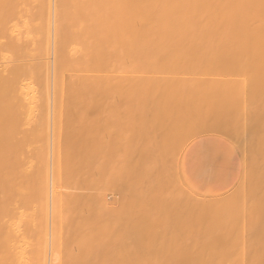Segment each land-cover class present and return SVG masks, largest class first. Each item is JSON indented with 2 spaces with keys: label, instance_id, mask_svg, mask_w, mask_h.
<instances>
[{
  "label": "bare ground",
  "instance_id": "bare-ground-1",
  "mask_svg": "<svg viewBox=\"0 0 264 264\" xmlns=\"http://www.w3.org/2000/svg\"><path fill=\"white\" fill-rule=\"evenodd\" d=\"M113 50H114V52H113ZM107 51H108V53H106ZM110 52H112V53L110 54ZM108 55L110 56L109 59H107ZM112 55H114V56H112ZM111 56L114 57V59L112 58V61L117 62V63L120 62L118 65L120 68H118L117 64H115V63L113 65V62H112V66H114V67L112 68L111 73L112 72L114 73L118 69L120 70L121 68H123L125 70H123L122 73L119 71V73L121 75L124 73L126 75L125 77H127V79H129V80H128V84H127L125 82V81H127V79L125 80L123 77H121V79H120L119 78L120 76L117 74L119 77L115 78V81H116V79H117V81H118V79H119V81L124 79V82L122 83L123 85L120 84L119 85L120 87L119 86L117 87V85H116L115 88L109 85V88L112 87L113 89L116 90V92H118V91H120V88L121 89L125 88L122 86H124V84L126 83L127 86L125 85L126 86L125 90L127 91V93H130V95L132 93L136 94V92H138V94H140V92H141V94H143L142 96L144 97V99L141 98L142 104H141V102L139 104V99H137V98H136L137 101H135V102H138L139 106L142 105L140 107H143L145 109H154V108L160 109L163 105H165L167 103L166 101H168V103L170 101L171 104H174L176 102L175 107L179 106L178 109L181 110L183 106L187 107V105L188 106L192 105V104H190V101L192 100V98H194V97L197 98V96L199 94H201L200 96H202V94H203V96L207 97L206 99L204 97V99L206 100V104L208 103L207 100H209V101L211 100L210 101L211 103H213V102L215 103V101H219L220 103H218V104L215 103V104L218 105L217 109L219 108L220 110H222L221 105H225V104H223V102H225L224 101L225 99L226 100H227V98L233 99L234 96H236V97L238 96V98H239L240 95H238V94H239V92H241L240 94L244 100L242 101L241 98L238 99L235 97V99L238 100L239 106L238 107L235 106V108L237 107L236 109H233V110L231 109V113L228 111L229 108L227 111H226V109L224 110V108H225V106H227V104L225 106H223L224 108H223V111H221V112L222 113L224 112L223 114L227 113L228 115L227 114L226 115H227V117L230 116L229 118H226L225 117L226 115L224 116V115H222V113L220 114V110H218V111L215 110L214 109L215 107L212 108V109H214L212 112L211 111L212 109H210V108L212 107V105L214 103L213 104L208 103V105L206 106V109H205V111L210 110V111H207V113L210 112V116L212 115L211 117L209 116V114H207L202 109L201 110L206 115L201 113L202 111L201 112L199 111V113H201V115L197 119L195 118L197 116L196 115L197 112H195V116H193L194 113H193V115H191L192 113L190 114L191 115L190 122L192 121L193 124L191 123L192 128L189 127V129H188V130L191 129L190 130L191 133L189 131H187V132L190 135L194 134L196 132L197 136H200L198 138L199 139L201 138V140H205V142H206L205 144L212 149L220 151L223 148L227 147L229 150L230 157L234 155L233 148L230 145H228V143H226V141H224L220 137L216 136V135L221 134V136L223 135L222 137H224V138H225V136H226V138L232 137V134H233L232 131L227 133L228 128L222 127V125L225 127L231 126V125L226 126L227 124L226 125L223 124V122L228 123L230 118H231V120L229 121L228 124H230L231 121L233 123L235 121H239L242 123V125H244L247 128L248 127H251V128L254 127L253 129L248 128L247 131H244L243 129L245 127L243 126L244 127L243 128L241 126V123H239V122L238 123L235 122L236 124L231 123L233 126L237 125L238 128L240 125L241 126L240 129H242L241 131H244V133L246 134V136L245 135L244 136L246 138L248 137L246 139L244 136H243L244 137L243 138L240 135H236V130L239 131V134H241V135L244 134L243 132L238 130L237 127H231V129L229 128V130H232V128H234L235 135H233V138L229 139V140L233 141V143L238 141L237 142L238 144L234 143L236 145H239V143H242L241 145L243 146L244 141H247L249 139L250 134L251 135L255 134V132L257 133L259 131L258 129H262L264 127L262 124L263 122L261 120L263 118V121H264V117H262L260 119L261 114L264 115L263 114L264 113V0H0V264H53V261L56 259L55 258L56 256H54L53 251H51V252H50V250L48 251L49 243L52 244V248H53V246H54V248H58L61 246V244L64 243L63 250L60 249L61 259H59L56 264H89V263L91 264L92 262L87 259L88 258L87 254L90 253L91 251H94L95 249H98L97 250L98 253L95 252L96 250L94 251V253L91 252V255L93 253V256L95 254L100 255V253H102V252H99L101 248L104 251V248L102 247L103 245L100 246L101 244L98 243V242L103 243L100 240L101 238L98 237L99 239H97V236H100V233H99L100 231H98V228H96L97 233H99L97 236H96L97 233H95L96 232L95 229H94L95 234L93 233V231H94L93 228L95 226L92 227L93 231L88 230V229H91L90 227L93 226L92 224L95 225L96 222L97 223L99 222L98 219H97V221L95 220V222H94V220H93V222L91 221L92 222L91 226H90V224H88L90 221L86 222V219L88 217L91 218L92 216H94L95 213L92 215L93 211H95L97 214V212H99L101 209L99 211H97V210H95L96 208H93L94 206H92V205L90 206V204H88L89 207L93 211L91 210L92 211V213H91V211H89V209H90L89 208L88 209L89 214H88V212H86L87 217H86V215L83 216V214H80L76 217V216H74L72 211L68 212V214L65 215L64 218H62V216H61V207L62 206L66 205L67 207H73L74 199H73L71 192L68 188H71V189L74 188L75 181H76V177L74 175H67L63 179V177L61 175V168H64V167L67 168L69 166V164L73 163L74 162L73 161L74 160V157H73L74 149L77 148V145H78V147L84 148L85 143H87L86 141H88V139H85L86 140L85 141L84 140L85 137L82 135L80 137L81 142L77 143L76 138L78 139L79 137L74 136V134H72L70 131H75L74 129H78L80 131H83L82 129H84V128H82V126L84 124H82V126H80L81 124H79L80 129L78 126H74V124H71V123L64 124L65 127L58 124V125H60V127H62V129H64V131L66 130L65 133L68 132L67 134L64 135V137L58 136L61 133L58 134L59 132H54L57 129L59 130V128H60L59 126H58L59 128L56 127L57 129L53 130V132L55 133V134L53 133V135H56V133H57L58 140L56 139L57 136H52L53 144H52L51 156H52L53 168H51V169H49V161H48V146H49L48 143H49V140H48V138L45 139L46 135L40 136V134H46L45 133L46 132L45 127H44V130H37V131H39V133L41 131L42 132L45 131L44 133H42V132L40 134L37 133V134H39V136L35 134L37 131L32 132V133H34L32 135H36V136H32V138L34 137L33 139L29 138L30 139V142H29V139H28L29 136L26 138L27 134L25 133L26 132L25 131L26 130L25 124H27L26 121H28V120H26V118H27L26 112L29 113V110L32 112L35 109H37V111L39 109H41V110H39V112H37V114H39L41 112L39 114L40 119L36 120V118L34 116L36 123H37V121L40 122V120H43V119L45 120V118H43L41 116L43 114H46V112L48 110H50L49 109L50 106L48 107V105H50L52 101L54 102V104L52 102L53 106L51 105V108L56 112L55 109H56L57 105L58 106L63 105L62 107H65V105L67 104L66 106H68V108L70 106V109H72V110H74L72 108V104H74L73 107H75V109L76 108L77 109H80V108L83 109L84 107H87V106H85V104H87V103H85L84 101H81L79 99H82L86 96L88 97V94H90V93L92 95L89 97H92L94 93L96 95L93 97L103 96L102 93L105 92V89L108 88L107 87L109 84L108 78L111 79L109 76L111 73L108 75L109 72H107V70H105L106 68H109L108 67L109 65L105 61L106 60L110 61ZM122 62L124 64L121 67L120 65L122 64ZM125 62L129 63V64L127 65ZM124 65H127L128 67L126 68ZM104 66L106 67L105 69L103 68ZM190 66L191 67L194 66V68L196 67L193 72H196V70H197L198 73H195L194 76L193 75L190 76L193 73L191 72V74H189V71H187ZM115 67H116V69H115ZM143 68H144V70H143ZM110 69L111 68H109L108 70H110ZM139 69L141 70V72H142V70L145 71V73L142 72L143 74L141 75ZM105 72H107V73H105ZM104 73L107 74L109 77L107 75H104ZM112 74H111V77H113L112 78V80H113L114 77H116V76L115 75L112 76ZM204 74H206V75L204 76ZM195 75H196V77H195ZM106 76H107V78H106ZM122 76H124V75H122ZM158 78H160L162 81L159 82L160 79L158 80ZM155 79L158 80V82ZM104 80L106 83H108L107 85L105 84ZM187 81H188V83H187ZM184 82H186V83H184ZM259 86H261V87H259ZM116 88H119V90ZM251 88H253V89L258 88L256 94L259 93V94H257V96L259 98L256 99L257 100L256 104H258V102L260 101L257 106L259 107V105H260L261 109H260V107L257 108V106L255 104H254L255 106H253V104H252L253 102L252 103L250 102V100L253 101L252 97H254V99H255V96L250 97L251 99H249V100L245 98L246 97L245 93L249 92V90H251ZM123 89H122V91H123ZM108 90H110L111 92H114L111 90V88ZM108 90H106V91L110 92ZM258 90L261 91L262 93L259 92ZM92 92H94V93H92ZM107 92H105L104 96H107L109 94ZM111 92H110V96H113V94L111 95ZM260 93L262 94V96H260ZM185 94L189 97L188 100H187V97ZM116 95H117V97L120 96L118 94H116ZM116 95H115V97H116ZM121 95L124 96V94H121ZM50 96H52V98H54L51 100V102L48 101L50 99L49 98ZM131 96H134V95L132 94ZM131 96H128V99H123V103H121L122 100H120L121 101L120 105H119V103H116V101H115V103L113 101V103L116 105H119L123 108H124V106H125V108H126V106H128L130 108V106H131L130 102L132 101V99H130L131 101H129V98H131ZM136 96H138V95H136ZM182 96H184V97H182ZM200 96H199V98H201ZM72 97H73V99H71ZM120 97L122 98V96H120ZM125 97L127 98L126 94H125L124 98ZM190 97H192V98H190ZM55 98L56 99L59 98L60 100L55 102L54 101ZM68 98L71 99L72 104H71V101L68 100ZM177 98H178V100H176ZM180 98L181 99L186 98V100L183 99L182 101H180L181 100ZM212 98H213V100H212ZM61 99H64V100L61 101ZM65 99L68 102L65 101ZM77 99H78V101H76ZM136 99L134 98L133 100H136ZM125 100H127V102L129 101L130 104L127 103ZM197 100H198V98H197ZM201 100H199V101H201ZM124 101L126 102L127 105L124 104L125 103ZM162 101L164 103L165 102L166 103L161 105V103H163ZM185 101H188V102H186L187 105L185 104ZM132 102L134 103V101H132ZM113 103H110V106ZM191 103L194 104V101ZM196 103H197V101H195V105H196ZM236 103H237V101H235V103L233 102V105H236ZM261 103H263V104L261 105ZM135 104H137V103H135ZM200 104L201 103H199V105H198L199 109L201 106ZM204 104H205V102H204ZM219 104H221V105L219 106ZM230 104H229V106H230ZM233 105L231 104V106H233ZM167 106H169V105L167 104ZM170 106H174V105H170ZM62 107L60 106L59 108H62ZM165 107L163 106L162 109H164ZM175 107H174V109H175ZM186 107H184V108L188 109ZM201 107H203V106H201ZM43 108L44 109L47 108L46 112H43V110H44ZM172 108L173 107H171V109ZM165 109H167V108H165ZM169 109H170V107H169ZM258 109H260V111L262 110L263 112L262 113L259 112ZM170 111L171 110H169V112ZM182 111H183V109H182ZM215 111L217 113L219 112L218 114H214L216 116L213 115V113H216ZM257 111L259 113H257ZM167 112H168V110H167ZM189 112H191V111H189ZM30 113H29V115H30ZM33 113H34L33 115L36 114V112H33ZM37 114H36V116H37ZM168 114H170V113H168ZM176 114H177V112H176ZM186 114H188V113H186ZM219 114L222 117L224 116L223 118L226 119V121L228 119V121L226 122L225 120L224 121L222 120L223 122L221 121V125H220V122H218V121H220L223 118H220L221 116ZM256 114L257 115L260 114L259 117H257ZM47 115H48V112H47ZM55 115H56V113H55ZM171 115H172V113L170 114V116ZM178 115H179V113H178ZM183 115H184V113L182 114V116ZM188 115H184V116L186 117ZM218 115H219V117H218ZM173 116H174V114L171 117L173 118ZM213 116H214V118H213ZM252 116H254V117L256 116V118H253ZM189 117H186V119L188 121H189V119H188ZM206 117H208L209 120L206 119ZM217 117L219 118V120ZM251 117H252V119H251ZM167 118H169V117H167ZM170 118H169L168 124H170V121H172V123H173V121L176 122V120L179 117L178 118L176 117L177 119L175 118L174 120H172V118L171 119ZM183 118L184 117H182V121L184 120ZM31 119H32V116H31ZM194 119H196L197 122H194V121H196ZM215 119H217V120H215ZM254 119H255V122H253ZM256 119L259 120V122L261 121L262 123L257 122ZM210 120L216 121L215 122L216 123V126H215L216 129L214 128L215 123H212L214 121L211 122ZM249 120L250 121L252 120L253 123L250 122ZM144 121H146V122H144L145 124H148L149 120L146 119ZM167 121H168V119H167ZM179 121H180V119H178L177 122H178V124H180L179 126L182 127L181 124H184V122L182 123ZM186 121H185V123L188 124V122H186ZM177 122H176L177 127H175L176 129L178 128ZM217 122L219 123V126H217L218 125ZM249 122L252 123L253 126L252 125L247 126V125H250V124H248ZM256 122H257V124H256ZM144 123H142V124H144ZM174 123L172 125H174ZM197 123H200V124H197ZM40 124H41V122H40ZM40 124L38 126H40ZM43 124H46V123L43 122L41 125L43 126ZM189 124L187 126H189ZM208 124H210V126ZM259 124H261L263 127L261 126V128H258V127H260ZM127 125H128V123H127ZM149 125L150 124H148L147 126H149ZM196 125L197 126L201 125L200 126L201 128L198 127L199 129H201V131H203L202 128L204 126H206V127H204L203 129H205L207 127H209V129H210V127H211L212 129L210 131L212 133H210L209 129H207L208 131H206V134H213L214 131L216 130L215 131L216 135H214V134L213 135L202 134V136H201V135H199L201 132L196 129L197 128ZM33 126H35V125H33ZM144 126L145 125H143V128H144ZM151 126H152V123L149 127V130L148 129L146 131L144 130L146 134H149ZM153 126H154V124H153ZM220 126L222 129L220 128ZM53 127H55V126L53 125ZM70 127H75V128L72 129ZM126 127H129V125ZM154 127H156V126H154ZM181 127H179V128H181ZM39 128L40 127H38V129ZM41 128L43 129V127H41ZM85 128H87V126ZM145 128H146V126H145ZM157 128H154V129L157 130ZM182 128H184V126ZM152 129L153 128H151V131H150L151 135H152ZM160 129L161 128H159V130ZM176 129L172 128L171 131L172 130L175 131ZM184 129H182V130L184 131ZM217 129L221 130V131H219V133H218ZM224 129H226V130H224ZM34 130L35 129H33V131ZM156 130H155V132H156ZM245 130H246V128H245ZM141 131H138V132L140 133ZM174 131L172 133H174L173 135L175 137V140H176L177 136H179L178 141H175V143L172 142L175 144V146H173L174 144L173 145L171 144L172 146H163L164 144L167 145L168 143H171V142H168L167 137H166L164 140H167V144L162 141L163 143L160 144L161 146L158 144L157 150H160L159 147L163 146L162 148L164 149V151L165 150L170 151L171 154L174 151V154H172L173 155L172 157L174 159L176 156H179V158L177 157V159H178V164H177L178 171H177V168L174 171L178 172L179 176H180V168H179L180 158L182 157V154L184 155V153L186 151V147L191 142H193L194 140H196L198 138L194 139L196 137V134H194V135H192V137H194V138H192V139L190 138L191 140L189 139V141H188V140H186L188 137H190L188 133L185 132L186 133V135H185L186 139H185V138H182V136H184L183 134H185L184 132L179 131V134H177V136H176L175 135L176 131L175 132ZM250 131L251 132L253 131V132L251 133ZM260 131L257 133V136H258V134L260 136V134H261ZM262 131H264V129H262ZM60 132H62V131H60ZM145 133H144V135H145ZM263 133L264 132H262V134ZM180 134H182V135H180ZM237 134H238V132H237ZM140 135H142V137H144V139L146 138L147 140H148V137L151 136V135H148V137H147L146 135L143 136V134H140ZM153 135H154V133H153ZM156 135H158V132ZM227 135H229V136H227ZM158 136H156V138L153 136L155 139L158 138V140H156V141L161 140ZM234 136L235 137L237 136V138H235L236 141H234L235 140ZM257 136L255 138L257 141H259L258 140L259 137L257 138ZM54 137H55V139H54ZM59 137L62 139L64 138V139L62 141H59L60 140ZM131 137H133V135H131ZM138 137H139V135H138ZM238 137L239 138L242 137L241 139L243 142H241V139L239 142ZM171 138H172V136H171ZM260 138H263V135ZM35 139H37V140L35 141ZM38 139L39 140L41 139L42 141L40 140V142H39ZM183 139H184L185 143H187V142L188 143L183 147V149H181V152H180V147L182 148V146L185 144V143H183V144L181 143L182 146L180 145V142H182ZM32 140H34V142ZM43 140H45V142L46 141H48V142H46V143L44 142L45 144H41V143H43ZM130 140H133V138L132 139L130 138ZM136 140H138V139L136 138ZM136 140L134 138V141H136ZM139 140H141V137H139ZM147 140H144V141L147 142ZM149 140H150V138H149ZM209 140H217V143L209 142ZM134 141H132V143H130L129 146H131V144H133ZM144 141L142 142V144H144V146L147 145V147H148L149 146L148 142L146 144ZM173 141H174V139H173ZM262 141H263V139L261 140V143H262ZM36 142L40 143V144H37ZM125 142H123V143H125ZM259 142H257V144L255 145L256 147L253 146L254 150H257V146H259L261 144ZM136 143H138V142H136ZM246 143H247V145H246ZM246 143L244 145L246 147L248 146L249 148L253 144V143L252 144L248 143V141ZM89 144H90V142H89ZM89 144H88V146H89ZM126 144H125V146H126ZM142 144L141 145L139 144L141 148L143 146ZM151 144L154 145L155 143L152 142ZM248 144H250V146ZM120 145L122 147L124 144L123 145L120 144ZM168 145H170V144H168ZM176 145L177 146L179 145L180 147L177 148ZM245 146H244V148H245ZM263 146H264V144H263ZM121 147H119V148H121ZM137 147H139V146H137ZM151 147H152V145H151ZM164 147L165 148L166 147H172L174 150L171 148L173 150V151H171L170 148L165 149ZM175 147H176V150H175ZM61 148H64V149L62 150ZM153 148L156 150L155 147H153ZM240 148H241V150L244 149L241 146H240ZM251 148H250V150H251ZM149 149L151 150V148H149V147L147 150H145V151H148V153H144V152L140 151V154L144 153V154L150 156L149 152H152V151H150ZM177 149H179V151ZM94 150H96V149H94ZM137 150H138V148H137ZM123 151H124V149H123ZM164 151H163V153H164ZM245 151H247V150H245ZM126 152H128L127 149H126ZM130 152H132V151H130ZM154 152L156 153V151H154ZM170 152H168V154ZM244 152L242 150V154ZM250 152L252 153V150ZM260 152H261V150H260ZM118 153H121V151H119ZM137 153L139 154V152H137ZM155 153H154V155L156 156ZM165 153H166V151H165ZM178 153H180V155H178ZM129 154L130 153L128 152V156H129ZM133 154H134V151H133ZM133 154H130V156ZM138 154H137V156H138ZM171 154L169 155L170 157L168 159V163L172 162L173 166L175 167L177 159H176V161H173L174 159L171 157ZM261 154H262V152H261ZM162 155H164V154H162ZM166 155L167 154H165V156ZM174 155H175V157H174ZM263 155L260 157L261 159H259V160L263 159L262 158V157H264ZM128 156L126 154L127 158H128ZM143 156H145V155H143ZM251 156H250V158L252 159ZM259 156H260V154H259ZM140 157L142 158V155H140ZM145 157H147V156H145ZM154 157L152 158L153 160L155 159ZM164 157H162L163 160H164ZM167 157H168V155H167ZM162 158H160V159H162ZM243 158L246 159L247 157L245 156ZM122 159L125 160V158H122ZM124 160H122V161H124ZM132 160H134V158ZM135 160H136V157H135ZM143 160H144V158H143ZM143 160H140V161H143ZM247 160H249V158H247ZM259 160H257V163L255 160H253L255 162H253L251 160H249V161H251V163H252L251 165H253L254 163H256V165H257V164H259L258 163ZM150 161H151V158H150ZM158 161H160V160L158 159ZM129 162L130 161L128 160V163ZM243 162H246V161L244 160ZM124 163H123V165H124ZM140 163H139V165H141ZM142 163H144V162H142ZM158 163H160V162H158ZM161 163H162V161H161ZM161 163H160V165H161ZM163 163H164V161H163ZM247 163H250V162H247ZM132 164H131V166H132ZM149 164H147V165H149ZM153 164H155V163L152 162V165ZM127 165L129 166V164H127ZM127 165L124 166V171H125V167H127ZM171 165L172 164L170 163V166ZM248 165L251 166L250 164H248ZM263 165L260 168L261 170H262V167H264ZM254 166H255V164H254ZM145 167L147 168L148 166H145ZM152 167L153 166L150 165L149 169H150V173L153 174V176H154L155 175L154 172L153 173L151 172V169H153ZM166 167H168V166H166ZM174 167H173V169H175ZM243 167H244V165H243ZM246 167H247V164H246ZM121 168H122V165H121ZM141 168H143V167H141ZM254 169L255 168H253V172H255ZM129 170H131V168ZM129 170H128V172H130V173L133 172V169H132V171H129ZM154 170H156V169H154ZM157 170L159 171V168ZM139 171H140V169L138 170V172ZM246 171L247 170H245V172ZM140 172H142V171H140ZM145 172H148V168H147V171H145ZM145 172H143V173H145ZM172 173H174V172H172ZM172 173H171V175H172ZM178 173H177V175H178ZM247 173H248V171H247ZM127 174H129V173H127ZM174 174H176V173H174ZM157 175H158V173H157ZM246 175H252V173L251 174L248 173ZM132 176L131 177L128 176V178H133L135 175L133 177ZM136 176L134 178H136ZM148 176H149V173H148ZM137 177L139 178V175ZM158 177H161V176H158ZM154 178L156 179V177H154ZM154 178H152V180ZM155 179H154V181H155ZM139 180H141V176H140ZM143 180H145V179L143 178L141 181H143ZM152 180L148 179V182L146 180H145L146 182L145 181L144 182L146 184L148 183L147 184L148 186H152V182H154ZM173 180H174V178L170 182H172ZM177 180H179V179H177ZM177 180L175 179V182ZM252 180H253V177H252ZM155 183H156V181H155ZM159 183H161V181L158 182V184ZM176 183L173 182V184L172 183H170V184H172L173 187H174V184L176 186L178 184L179 188H180V186L182 184H179V183L176 184ZM180 183H182L181 179H180ZM140 184L141 183L138 182L137 185L140 187ZM170 184H168V185H170ZM130 185H131L130 188L131 187L135 188V186H136L134 183H131ZM143 185H141V187ZM153 185H154V183H153ZM155 185H157V184H155ZM166 185H167V183H166ZM257 185H259V183L255 184V187H254V185L252 186L250 184V187H253L254 189L256 188V190H257V188H259ZM54 186L57 188H64V192L63 193H57L56 190L53 189ZM144 186H146V185H144ZM160 186H162V185H160ZM173 187H171V188H173ZM263 187H262V190H263ZM143 188L144 187H142V189ZM153 188L154 187H152L150 190H153ZM162 188H163V186H162ZM179 188H176V189H179ZM112 189H113V187H112ZM147 189H148V187H147ZM147 189H145V191ZM176 189H173V192ZM180 189L184 190V191H182L180 193V190L179 191L177 190V192L176 193L174 192V193L175 194H179V193L182 194L183 192L186 191L185 186L184 187L181 186ZM114 190H116V189H114ZM134 190L136 191V194H137L138 191L136 190V188ZM156 190H158V189L156 188ZM156 190H154V191H156ZM239 190H241V189H239ZM246 190H248V189H246ZM259 190H261V189H259ZM143 191H144V189H143ZM145 191L142 193H145ZM163 191L165 192L166 190L164 189ZM147 192H151V191H147ZM188 192H192V191H188ZM233 192H231L232 195H233ZM236 192H234V193H236ZM249 192H250V190L246 191L245 192L246 194L244 192L243 193L245 196L247 195L249 197V195L254 191H252L250 194H249ZM154 193L156 195L158 192L156 193V192L152 191L151 194L153 195ZM174 193H173V195H175ZM241 193H242V191H241ZM259 193L261 194V192H259ZM190 194L193 195V193H190ZM231 194H230V196H231ZM254 194L257 195L258 193H256V191H255ZM100 195L96 196L97 199L100 198L99 197ZM121 195H126V194H121ZM164 195H165V193H164ZM236 195H238V194H236ZM102 196H104V195L102 194ZM102 196L99 200L95 199L96 197L95 198L93 197L95 199V200L94 199L93 200L95 202H98L102 199L101 200V201H103V203H101V204H103L102 207L103 206L105 207L107 202L105 200H103ZM127 196H128V194H127ZM170 196L172 197V195H170ZM175 196H177V195H175ZM129 197L132 198L131 201L135 200L133 197H131V196H129ZM134 197H136V196H134ZM145 197H147V196H145ZM165 197L167 198V196H164V198ZM228 197H226V198H228ZM233 197H231L229 199H231V200L235 199ZM236 197H238V196H236ZM239 197H241V195ZM257 197H258V199L264 198V197L259 198L260 196H258V195H257ZM141 198H144V197H141ZM153 198L154 197H152V199ZM156 198H157V195H156ZM178 198H179L178 200L182 201L185 199L187 200V198H191V197L188 196V197L182 199L181 195H179ZM226 198H223V200H222L219 197L218 199L215 198L214 201H212L210 199L211 202H203L201 200L199 203L195 204L194 207L191 204V208L193 209L192 211H195L196 213H199L200 211H202L203 215L206 217V219H205V217L203 216L204 219L207 220V218H209L208 220H210V221H208V222H211V221L213 222L216 219L215 220L216 222H214V225L210 224L211 227L209 225L210 230H211V228L214 229V227L216 228L219 226L217 224L218 219L220 220V223L218 222L219 224H221V222H222L221 219H223V218H221V216L227 210V208L225 207V206H227L225 204L228 202V201H226L227 200ZM124 199H125V196L123 197V199L121 201L124 202L126 200V199L125 200ZM246 199L247 198H245V200ZM119 200H120V198H119ZM119 200H118V202H120ZM137 200H138V198H137ZM162 200H160V201H162ZM167 200H169V199L167 198ZM189 200H187V202L189 201V203H191V199H189ZM239 200H238V202H239ZM247 200H249V199H247ZM247 200H246V202H247ZM127 201H128V198H127ZM131 201H129V204H126L125 202L123 204L119 203V207H121V208L123 207V210L120 211L121 208L119 209V207H118V209L120 211L119 212L117 207H116V209L118 211L116 213L117 214L122 213L121 216L124 215L126 213V210H129L128 208L131 207V205H130ZM145 201H146V199H145ZM149 201H151V200H149ZM173 201H174V199H173ZM240 201L241 202H239V203H242V200H240ZM251 201H249V203ZM258 201L261 202V200H258ZM137 202H138L137 205H133V206H139L140 203H139V201H137ZM140 202H142V200H140ZM143 202H144V200H143ZM178 202H179V206H180L181 202L180 201H178ZM178 202L176 203V200H175L174 203L176 206H174V203H173L172 209H169V208L168 209L174 211V209L176 208V212H178L177 211ZM183 202L185 203L186 201H183ZM187 202H186L185 206H187V204H189ZM229 202L231 203L232 201H229ZM254 202H257V201L255 200ZM262 202H263L262 205H264L263 199H262ZM144 203H141V205H143ZM146 203H147V201H146ZM158 203H159V201H158ZM230 203H229V206H231V204H233V203H231V204ZM247 203L245 206L249 205ZM94 204H96V203H94ZM124 204L127 205V206L125 205L126 208L124 206H122ZM132 204H134V202ZM135 204H136V202H135ZM254 204H253V208L255 207ZM96 205H98V204H96ZM128 205L130 207H128ZM159 205L160 204H157V206H159ZM166 205H168V204H166ZM262 205H260V206L262 207ZM145 206H144V208H145ZM148 206H149V204H148ZM155 206H154V210L157 208V206H156V208H155ZM188 206H190V205H188ZM96 207L99 208V206H96ZM261 207H259V208H261ZM106 208L108 211L109 208H113V207L107 206V207H105V209ZM116 209L114 208L113 210H116ZM131 209H133V208H131ZM136 209H135V211H136ZM141 209H139V211ZM149 209H150V207L148 208L147 211H149ZM222 209L223 210L225 209V210L223 211ZM229 209H231V207ZM250 209H251V206H250ZM241 210L243 211V209H241ZM241 210H240V212L242 214ZM103 211L104 212H101V211L100 212L101 213H107V211L106 212H105V210H103ZM122 211L124 212V214ZM131 211H133V210H131ZM137 211H136V213H138ZM145 211H146V209L144 210V213H145ZM155 211H153V212H155ZM162 211H164V210L162 209ZM162 211H161V213H162ZM181 211H183V210H181ZM186 211H188V210H186ZM190 211H189V213L192 214V212H190ZM221 211H222V213H221ZM254 211H256V210H254ZM111 212H113V211H111ZM219 212L221 213V215ZM227 212L228 211H226V213L223 214L224 216H222L225 219H227V217H228V216H226ZM90 213H91V215H90ZM116 213L114 211V213H112V216L109 218V220L112 218V220L115 222L116 219L113 218V215H114V217H117V218L120 217L119 215L118 216L115 215ZM134 213L135 212H133L132 215H134ZM144 213H141V214H144ZM149 213H150V211H149ZM180 213H183V212H180ZM235 213H236V211H235ZM108 214L110 215L111 213L108 212ZM168 214H169V212H168ZM168 214H166V216L164 214H162V215L165 216L166 218L168 216H170V217L172 216V214L171 215H168ZM217 214H219L218 215L219 218H218ZM228 214L230 215L231 213L228 212ZM237 214L236 215L234 214V215L237 217H240L239 216L240 213L237 212ZM132 215L130 214V216H132ZM144 215H146V214H144ZM157 215L159 216V214H157ZM175 215L176 214H173L172 217H175ZM215 215L217 216V218L214 219L213 217ZM234 215H233V218L235 217ZM245 215H247V214H245ZM101 216H102V214L99 217H101ZM106 216H108V215H106ZM106 216H104L103 221H105V219L107 218ZM148 216H150V214ZM158 216L157 217L155 216L156 218H158L157 221H159V218H161ZM176 216H178V215H176ZM124 217H125V215H124ZM128 217H129V215H128ZM143 217H146V216H143ZM165 217H163V218H165ZM253 217L255 218V216H253ZM92 218H94V217H92ZM122 218H123V216H122ZM134 218H136V217L134 216ZM187 218H188V216L185 218V220H187L186 224L188 225V222H189V224L194 228V226L198 222L196 220H194V226H193L192 225L193 223L191 222L192 220L187 219ZM246 218H248V217H246ZM50 219H51V221H50ZM137 219H138V215H137ZM143 219H145V218H143ZM147 219L148 220H146V223H147V221H149L150 218H147ZM161 219H160V221H161ZM167 219H169V221H172L174 218L171 220H170V218H167ZM175 219H176V217H175ZM211 219H213V220H211ZM229 219H227L228 222L230 221ZM117 220L119 222L118 225L120 223H122V221H119L121 219H117ZM126 220H128V218ZM162 220H164V219H162ZM240 220L241 221H239V223L242 222V224H243V221H242L243 218L242 217ZM254 220H256V219H254ZM110 221H109V223H107L105 221L107 223L106 224L107 226H108V224H110ZM150 221H149V223H152V225H151L152 229H153V226L158 227L156 224L158 222L154 223V222H150ZM153 221H156V219L155 220L153 219ZM236 221H237V219H236ZM252 221L250 220L249 222H252ZM105 222L102 223V220H100L98 225H100V223H102L104 225ZM123 222H126L125 219L123 220ZM129 222H130V220L128 221V224H129ZM139 222L140 221H137L136 223H139ZM172 222H174V221H172ZM176 222H174V223H176ZM262 222H264V221H262ZM146 223L143 224L144 227L147 224L149 225V223H147V224ZM165 223H166V221H165ZM167 223H169V222L167 221ZM206 223H207V221H206ZM224 223H225V221H224ZM235 223H237V222H235ZM239 223H237V224H239ZM85 224L86 225L88 224V226H86ZM158 224L163 225L161 223H158ZM207 224H209V223H207ZM98 225L96 224V227H98ZM118 225H117V227H118ZM122 225H124V224H122ZM129 225H128V227L126 225H124V228L126 229V227H127V229H128ZM131 225L134 226L133 224H131ZM131 225H130V227H132ZM148 225H147V227H148ZM160 225H159V227H160ZM173 225H175V224H173ZM183 225H185V224L182 223V225L179 224L178 226L177 225L176 226H177V228L179 226L180 227L182 226L183 228L186 226V228H187V225H185V226H183ZM197 225H198V228L197 227L196 228L199 230L200 229L199 224H197ZM260 225H263V224H261V223L258 224L259 227H260ZM109 226H111V225H109ZM109 226H108V229L110 230V228L113 227L114 225L111 227H109ZM119 226H121V224ZM138 226H137L136 230L138 228L143 229L142 225H140L141 227L140 226L138 227ZM151 226H149V229L148 228H145V229H148L150 231V230H152ZM191 226L188 228L191 229ZM224 226L226 227V225H223V227ZM228 226L229 225H227V227ZM240 226H239V229L241 231L243 229V227L242 226L240 227ZM243 226H244V224H243ZM86 227L87 228L89 227V228L87 229ZM227 227L226 228H222V227L220 228V236H218L217 239L219 237L223 238V239L222 238L219 239V242L221 241V244H222V240L224 242V238L226 237L225 230H227L226 232L234 230V228L236 230V227H234L233 229L231 228V230L229 229L231 226H229V228H227ZM104 228L105 227H103V229ZM134 228H135V226H134ZM171 228H173V227H171ZM186 228H185V230H186ZM246 228H247V226H246ZM252 228L254 229L255 227H252ZM252 228H250V229H252ZM103 229H102V231H104ZM108 229L105 228V232H106L105 234H107V232H108L109 236H111L113 234L112 232L115 229H113V230L111 229V231H112V232L110 231L111 233L109 231H106ZM131 229H133V227ZM131 229H130V232H131ZM165 229H167L168 233L172 230V229L168 230V228H165ZM99 230H101V229L99 228ZM118 230H119V227H118ZM247 230H248L247 235L249 236V233L251 232V230L250 231H249V229H247ZM263 230H264V228H263ZM88 231L92 235L93 234L95 235L94 241L96 242V240H97V244H99L100 247L98 245L97 246L100 249L98 247L95 248V246H92V249L89 250V248H88L89 246L88 247L86 246L87 244L90 245V242L93 240V239L92 240L89 239V238H93V236ZM119 231H121V230H119ZM237 231L239 232V230H237ZM85 232H87V233H85ZM115 232L118 233L117 229L115 230ZM127 232H129V231L127 230ZM127 232H122V234L119 232L121 235L119 233H118V235H120L121 238L124 237L123 239H125L126 234H123V233H127ZM184 232H183V234H184ZM214 232L216 234V235L213 234L214 238H215L217 236V232L216 231H214ZM245 232H246V230L244 231V233ZM253 232H255V231L253 230ZM140 233L142 234L143 232L141 231ZM154 233H155V231H154ZM177 233H178V231H177ZM191 233H192V231H191ZM200 233H201V231H200ZM210 233H213V232L210 231ZM228 233H231V232H228ZM242 233H240V234H242ZM263 233H264V231H263ZM89 234L91 237L89 236ZM108 234H107V237H109ZM129 234L133 235L134 232H133V234L132 233H129ZM166 234L167 233L165 232L164 235H166ZM169 234H167V236L164 238L163 237L161 238V235H162L161 234L160 240L166 239L167 237H169L168 236ZM196 234H199V233H195L194 235H196ZM86 235H88V236H86ZM113 235L111 237H113ZM122 235H124V236H122ZM191 235H193V234H191ZM200 235H197V236H200ZM224 235H225V237H223ZM244 235H242V236H244ZM256 235H258L257 231H256ZM49 236H50V238H49ZM85 236L89 237V238H86ZM127 236L129 238L126 237V239L129 240L131 237H130V235H128V233H127ZM144 236H146V234ZM149 236H151V235H149ZM173 236L174 235H172V237ZM178 236H179V234H178ZM187 236H185V237H187ZM236 236H237V234H236ZM250 236H253V235L250 234ZM107 237H106V239H108ZM111 237H109V238H111ZM116 237H119V236L116 235ZM179 237H182V236L180 235ZM121 238H120V240H121ZM135 238L136 237H134V239ZM178 238H176V239L178 240ZM193 238H194V236H193ZM211 238H212V236L209 239H211ZM214 238H212V239L214 240ZM226 238L228 239L229 236ZM49 239H50V242H48ZM152 239H153V237L151 238V241H152ZM176 239H172L173 242ZM241 239L239 241H241ZM246 239H247V237H246ZM255 239H256V237H255ZM85 240L88 243H86ZM89 240H90V242H89ZM110 240L111 239H109V241ZM120 240L117 238L118 242H120ZM125 240H124V242L126 243ZM131 240H133V238H131ZM131 240H129V241H131ZM137 240H140V237ZM137 240L136 239L134 240V241H136V242H134V244L139 243V241H137ZM142 240H144V239H142ZM194 240L196 241V239H194ZM202 240L203 239H201V241ZM229 240H227V241L229 242ZM261 240H262V238H261ZM106 241L108 243V240H106ZM165 241L167 242V239ZM180 241H182V240H179L178 242H176L177 246H179L178 243ZM183 241H184V239H183ZM247 241L245 242V244H247ZM256 241L257 240H254L253 242H256ZM262 241L257 242L258 245L260 242L262 244ZM95 242H91V243L95 244ZM141 242L142 241H140V243ZM144 242H145V240H144ZM144 242L141 243V245H140L141 247H145V246H142L144 244ZM150 242L148 241V246H149ZM182 242H181V244H182ZM215 242H213V243H215ZM228 242H226V245L228 244ZM127 243H129V242H127ZM162 243L163 242H161L160 245ZM185 243H186V241H185ZM190 243H191V240H190ZM196 243H198V242H196ZM196 243L194 244L195 247H196V245H198ZM243 243L244 242H242V243L240 242L239 244L242 245ZM115 244H116V242H115ZM120 244H121V242H120ZM130 244H132V243L130 242ZM221 244L218 243L217 245L221 246ZM223 244H225V243H223ZM248 244L251 245L252 242H251V244L250 243H248ZM71 245L75 246V249L77 250L76 253H73V251L68 248ZM136 245H138V244H136ZM145 245H147V244H145ZM164 245H166V243H164ZM164 245L162 244L161 246H164ZM172 245L171 246L169 245L170 249L172 248ZM228 245H230V242ZM254 245L257 246L256 244H254ZM177 246H174V247H176V249L178 250ZM182 246H184V245H182ZM189 246H190V244H189ZM208 246H210V245H208ZM208 246H207V248H208ZM220 246H218V247L220 248ZM223 246H222L223 249H224V247H227L228 249L231 247V246L230 247L229 246L223 247ZM232 246H233V250H234L235 245L233 244ZM107 247H108V245H107ZM116 247H118V246H116ZM130 247H131V245H130ZM149 247H148V249H149ZM204 247H203V249H202V246L201 247L199 246L196 249H192V252L188 251L189 252L188 256L187 255L186 256L187 257L190 256L191 259L195 258L194 260H196L197 262L201 261L200 263H203V264L205 261H206L205 262L206 264H223L224 263L222 258H225V257H222L223 256L222 254H221V256L219 255V253L221 252L219 248H217L219 250L218 255H219V258L222 259L223 262L217 258L218 256H217L216 251L210 250L211 248L206 250V248H204ZM237 247H238V245L235 247V249ZM239 247L243 249V246L242 247L239 246ZM245 247L247 248V245H245ZM248 247H250V246H248ZM260 247H261V245H260ZM105 248H106V246H105ZM168 248L166 250H170ZM185 248H187V247H185ZM199 248H201V249L198 250ZM115 249H116V253H119L121 251L120 254L121 255L124 254V253H122L124 248H122L123 250H121L119 247L118 248V249H120L119 251L117 248H114V250ZM132 249H134V248H132ZM135 249H137V250H135ZM135 249H134L135 251L132 250V252H134L135 254H132V252H131V255H130V257L131 256L133 257L134 261L132 258L129 259L130 257L127 258V256H125L126 257L125 259L127 260V263H129V264H131L133 262L135 264L137 262V264H138V263H140L138 261L140 259H142V257H143V256L141 257V253L139 254V256L141 258L136 257L137 253H138V252L136 253V251L140 250L139 245L136 246ZM148 249H147V251H149ZM247 249H250V248H247ZM259 249H258V252L261 251V250L259 251ZM106 250L110 251V247ZM128 250H129V247L126 250V252ZM163 250H165V249H163ZM180 250H178V252H180V254H181ZM238 250H239L238 251L239 254L241 255V253H243V250L240 251L241 249H239V248H238ZM250 250H248L250 252V256L256 255L254 253L252 254L251 252H253V251H250ZM47 251L51 254L49 255V253H48V255H47ZM150 251L155 252V250H150ZM170 251H167V252H170ZM108 252H107V254H108ZM111 252H112V250H111ZM126 252H125V254H126ZM154 252H151V254H153ZM183 252H184V250H183ZM261 252L257 253L258 254L257 257L260 256L259 254H261ZM103 253H104V256H103L104 258L101 257L103 254L100 256L98 255L99 258L97 256L93 257L90 254L88 256L92 260H93V258H96V260L97 261L99 260V262H101L100 261L101 259H102V262H104V261L106 262L108 260H106V258H105V256H106L105 251ZM165 253H166V251H164V254ZM175 253L177 254V251H175ZM175 253H173V254L175 255ZM196 253H197V255H196ZM229 253H230V251H229ZM113 254L115 255V253H113ZM113 254H112V256H114ZM151 254L149 252L148 256L151 257L150 256ZM226 254H227V252H226ZM157 255H156V257H158ZM174 255H172V256H174ZM182 255H180V257ZM238 255L237 256L235 255V257H238ZM245 255L249 256L248 253ZM116 256H118V255H115L114 257H116ZM148 256H146L147 258L143 257L146 259L145 262L143 261L144 263H147V261L149 259ZM183 256H182V258H183ZM186 256H185V258H187ZM100 257H101V259H100ZM106 257H108V255ZM114 257H112V258L108 257V258L111 261H112V259L115 261ZM121 257H124V255H122ZM134 257L137 258L138 261H136ZM167 257H170V254L169 255L167 254L166 258ZM180 257H179V259H182ZM228 257L226 256L225 259H227V260L230 259V260L226 261L224 259L226 261L225 264H228V263L233 264L234 261L236 262L237 260L240 263L244 259V258L243 259L241 258V261H239V259H236L235 257L232 258V256L230 254ZM252 257H254V256H252ZM152 258H150V259H152ZM155 258H154V262L156 259H157V261H159V259H158L159 257L156 259ZM171 258L173 259V257H170L169 259H171ZM239 258H240V256H239ZM125 259L124 260L119 259V260L122 262H125ZM128 259L132 262H129ZM247 259H249V258L245 259L246 262L248 261ZM263 259H264V257H263ZM96 260L94 259L93 262L94 261L96 262ZM184 260L186 261V259H184ZM194 260H192V261H194ZM216 260L219 262H222V263H218ZM231 260L232 261L234 260V261L232 262ZM258 260H260V259L258 258ZM154 262L152 260L151 263L154 264ZM167 262H170V261H167ZM174 262L172 260V262H170L169 264H173ZM177 262H178V260H177ZM177 262H175V263L178 264ZM182 262H183V260H182ZM189 262H190V260L188 261V264H189ZM246 262H245V264L249 263V262L248 263H246ZM110 263L111 262L109 261L107 264H110ZM115 263L118 264V262H116V261H115ZM151 263L148 262L147 264H151ZM195 263L196 262H192V264H195ZM200 263H197V264H200ZM263 263L264 262H262L261 264H263ZM123 264H125V263H123ZM141 264H142V261H141ZM155 264H157V263H155ZM184 264H186V263H184ZM251 264H256V262L254 263V260H253V263L251 262Z\"/></svg>",
  "mask_w": 264,
  "mask_h": 264
},
{
  "label": "rangeland",
  "instance_id": "rangeland-1",
  "mask_svg": "<svg viewBox=\"0 0 264 264\" xmlns=\"http://www.w3.org/2000/svg\"><path fill=\"white\" fill-rule=\"evenodd\" d=\"M110 51V50H109ZM112 51V50H111ZM113 52H114V50H113ZM106 53H108V51L106 52ZM112 52H110V54H111ZM112 56H114V55H112ZM111 56V60L110 61H108V60H106L105 62L109 65L108 67L109 68H111L110 70H108L109 68H106L107 66V64L103 67L105 70H107V72H109L108 73V75L111 73V70H112V68L114 67V66H112V62H113V65H114V63L115 64H117V66L119 65V63H117V62H114V61H112V58L114 59V57H112ZM109 55H108V57H107V59H109ZM124 62V61H123ZM122 62V64L120 65L121 67H122V65L124 64ZM111 63V64H110ZM126 63V62H125ZM127 65L129 64V63H126ZM127 65H124L126 68L128 67ZM123 66V67H124ZM193 67V68H192ZM190 66L189 67V69L187 70V71H189V74H191V72L193 73V74H191L190 76H194V74L195 73H198L197 72V70H196V72H193L194 70H195V68H194V66ZM118 68H120L119 66H118ZM115 69H116V67H115ZM114 69V70H115ZM170 69V68H169ZM187 69V68H186ZM104 70V71H105ZM113 70V71H114ZM123 70H125V69H123V68H121L120 70L118 69L116 72H112L111 74H112V76L113 75H115L116 77H114V79L112 80V78L113 77H111V74L109 75L110 76V78L111 79H109L108 78V82H109V84L108 83H106L105 82V80H104V82H105V84L107 85L108 84V88L107 89H105V92H107L106 90H108V89H110L111 88V90L112 91H114V92H111L110 90H108V91H110L111 92V95L113 94V96H110V92H107V93H109L107 96H104L105 95V92H103L102 93V95L103 96H96V97H93V96H95L96 94L94 93V92H92V93H94L93 94V96L92 97H89V96H91L92 94L90 93V94H88V97L86 96V97H84V98H82V99H79V100H81V101H84L85 103H87V104H85V106H87V107H84L83 109H75V107H73V105L74 104H72V101H71V99H73V97L71 98V99H69L68 98V100H70L71 101V104H72V108L74 109V110H72V109H70V106H69V108H68V106H66L65 105V107H62L63 105H57L56 106V112L51 108V105H52V102H51V100L52 99H54V98H52V96H50L48 99V101L49 102H51V104L50 105H48V107L50 106V110H48L47 112H48V115H47V112H46V109L47 108H43L44 110H43V112H46V114H43L41 117H43V118H45V120L43 121V120H40V122H41V124L44 122V123H46V124H43V126L40 124V122L39 121H37V123H36V121H35V118H36V120H39L40 119V113L39 114H37V112H39V110H41V109H39L38 111H37V109H35L34 111H30L29 110V113H30V115H29V113L28 112H26V116H27V118H26V120H28V121H26V123L27 124H25L24 126H25V128H26V138L28 137V139L30 138V139H33L32 138V136H36V135H38L39 136V134L42 132H40L39 133V131H37V130H44V127H45V130H46V132L45 131H43L42 133H46V134H40V136L41 135H46V137H45V139L46 138H48V140H49V143H48V161H49V169H51V168H53V163H52V156H51V153H52V144H53V142H52V136H57V133H56V135H53V133L54 132H59L58 134H60V135H58V136H63L64 137V135L65 134H67V133H65L66 132V130L64 131V129H62V127H60V125L61 126H63V127H65V125L64 124H69V123H71V124H74V126H78L79 127V124H81L80 126H82V124H84L83 126H82V128H84V129H82L83 131H80V130H78V129H74L75 127H70V128H72V129H74L75 131H70L72 134H74V136H76V137H79L78 139L76 138V142L77 143H80L81 142V136L83 135L85 138H84V140L85 139H88V141H86L87 143H85V146H84V148L83 147H78V145H77V148L76 149H74V152H73V157H74V162L73 163H71V164H69V166L66 168V167H64V168H61V175H62V177H63V179L65 178V176H67V175H74L75 177H76V181H75V186H74V188H68L69 190H70V192H71V195H72V197H73V199H74V204H73V207H67L66 205H64V206H62L61 207V216H62V218H64L65 217V215H67L68 214V212H70V211H72V213L74 214V216H78V215H80V214H83V216H85L86 215V217H87V213L86 212H88V209L90 208L89 207V205L88 204H90V206L92 205V206H94L93 208H96L95 210H97V211H99L100 209V211L101 212H104L103 210H105V212L107 211V208L105 209V207H113V208H109L111 211H113V212H111L109 209H108V211H107V213H101L100 211L99 212H97V214H96V212L95 211H93L91 208L89 209V211H93V213H92V211H91V213H92V215L94 214V216H92V217H94V218H92L91 216V218H87L86 219V222L87 221H90L88 224H90V226H91V224H92V222H93V220H94V222H95V220L97 221V219H98V221L100 222V220H102V223H104L105 221L107 222V223H109V221H110V224H108V226L109 225H111V226H113V227H111V226H109V227H111L110 228V230L108 229V226L106 225L107 223L105 222V224L103 225L102 223H100V225H98L99 224V222L97 223H95V225L94 224H92L93 226H91L90 228L91 229H88L87 227V229L90 231V230H92V227H94L93 228V230L95 229L96 230V232H95V230L93 231V233L95 232V233H97V229L96 228H98V231H100L99 233H100V236H97L99 233H97L96 234V236H97V239H99V238H101L100 240L103 242V243H101V242H98L99 244H101L100 246H102L103 248H104V251H105V254H106V256L108 255V257L109 258H112V257H114L115 255H118V256H116V257H114V259H115V261L116 262H118V264H123V263H125V264H129V263H127V260L125 259L126 257L125 256H127V258L128 257H130V255H131V252H132V250H134L135 249V247L136 246H138L139 245V248H140V250L139 251H136V253H137V256L136 257H140L139 256V254L141 253V257L143 256V257H145V258H147L146 256H148L149 255V252H150V254H151V252H154V251H150V250H155V252L153 253V254H151L150 256L151 257H149V259H148V261H147V263L149 262V263H151L152 262V260H153V262H154V258L156 257V255L159 257H156V258H158L159 259V261H157V259L155 260V262H154V264L155 263H157V264H169L170 262H172V260H173V262L177 259L178 260V262H177V260L175 261V262H177L178 264H184V263H186V264H188V261L190 260V262L192 261V260H194L195 258H193V259H191L190 258V256L189 257H187L188 256V253L191 251L192 252V249H196V248H198L199 246L201 247L202 246V249H203V247L204 248H206V250L207 249H209V248H211L210 250H212V251H216V253H217V258L219 259V260H221L222 261V259H223V261H224V263L223 264H225V262L226 261H229V260H227V259H225L226 258V256L228 257L229 256V254L232 256V258L233 257H235V255L237 256L238 254H239V250H238V248L239 249H241L240 251H242L243 250V253H241V255L239 254L238 255V257H235L236 259H239V261H241V258L243 259V261H241L240 263L238 262V260L235 262L234 260V263L236 264L237 262V264H245V262H246V258H249V259H247L248 261L246 262V263H250L251 264V262L253 263V260H254V263L256 262V264H261L262 262H264L263 260V257H264V233H263V228H264V222H262V221H264V205H262L263 204V202H262V199L264 200V198H262V197H264V167H262V170L260 169L261 168V166L264 164V157H262L263 159L262 160H259V159H261L260 157L264 154V146H263V144H264V133L262 134V132H264V131H262V129H264V121H263V118L262 117H264V115H262L261 113L263 112L262 110L260 111V109H261V106L259 105V107H260V109H258V111L259 112H261L260 114H261V117H260V119L262 120V124H263V126L261 125V124H259L260 125V127H258V128H261V126L263 127L262 129H258L259 131H260V136H259V134H258V136H257V133L259 132H255V134H250V137H249V139L247 140L248 141V143H253L252 144V146H250V144H248L249 146H250V148H251V150H252V153L250 152L251 150H250V148L247 146H245L244 144L247 142V141H244V143H243V146L241 145L242 143H239V145L241 146V147H243L244 148V146H245V148L244 149H242L243 150V152L245 151V150H247V151H245L243 154H242V150H241V148H240V146L239 145H236V144H234V143H237V142H234L233 143V141H231V140H229V139H232L233 138V135H235V131H234V128H232V130H229V128L231 129V127H237V129L238 130H242V129H240V127L242 126H244V125H242V123L241 122H239V121H235L236 123H241V126L239 125V128H238V126L237 125H235V126H233L231 123H233L232 121H231V123L230 124H228L229 123V121L231 120V118H230V120L228 121V119H227V121H228V123H224L223 121L225 120L226 121V119H224L223 117L227 114H223L221 111H223V106H225L226 104H227V106H225V108H224V110L226 109V111L228 110V108H229V112L231 113V109L233 110V109H236L238 106H239V104H238V100H236L235 99V97L236 96H234V100L235 101H237V103H236V105H233V102L235 103V101L233 100V99H231V98H227V100L225 99L224 101L226 102H223V104H225V105H221V104H219V106L221 105V107H222V110H220L219 108L217 109V106L218 105H216V104H218V103H220L219 101H215V103L213 104V103H211L209 100H207V102L208 103H211V104H213L212 105V107L210 108V109H212V108H214L215 110H220V114L222 113V115H224L223 117L221 116L220 118H223V119H221L220 121H218V122H220V125H221V121L223 122V124L224 125H226V126H230V127H225V126H223L222 125V127H224V128H228V130H227V133H229V132H231L232 131V137L230 138V137H228V138H226V136H225V138L224 137H222L221 136V134H219V135H216V133H215V131H214V135H216V136H218V137H220L221 139H223L224 141H226V143H228V145H230L232 148H233V150H234V152H235V156H236V164H237V173H236V177H235V179L232 181V183L224 190V191H222V192H220V193H217V194H214V193H209V194H204V193H201V192H198V191H193V190H191V189H189V187L186 185V183H185V181L183 180V178H182V176L180 175L179 176V173L178 172H176V171H174V170H176V168H177V171H178V166H177V164H178V159H177V157L179 158V156H176L175 157V155H174V157H175V159L172 157L173 155L172 154H174V149L172 148V147H166V148H172L171 149V151H173L172 152V154H171V152L170 151H167V150H165L166 151V153H165V151H164V149L162 148L163 146H172L174 143H175V141H178V137L179 136H177V134H179V131L181 132H186V133H188L187 131H189L190 132V130H188L189 129V127L190 128H192V124H193V122L191 121L190 122V120H191V115H193V113H194V115L193 116H195V112H197L196 113V119L197 118H199L200 117V115H201V113H203V111H205V109H206V106L208 105V103L206 104V96H203V94H202V96H200L201 94H199L198 96H197V98H198V100H197V98H192V97H190V98H192V100L190 101V104H192V105H187L186 104V102H188V101H185V104L187 105V107L186 106H183L182 107V109H183V111H182V109L181 110H179L178 108H179V106L177 107H175V105H176V102L174 103V104H171V102L169 101V103H168V101H166L165 103L163 102V103H161V105L162 104H165V105H163L165 108H167V109H162V107L160 108V109H145V108H143V107H140V106H142V105H140L139 106V104H140V102L142 101V99H144V97L142 96L143 94H141V92H140V94H138V92H136V94H134V93H132L134 96H131L130 95V93H127V91L125 90L126 89V83L128 84V80L129 79H127V77H125L126 75L123 73L122 75H124V76H122L120 73H119V71L122 73V71ZM140 70V69H139ZM143 70H144V68H143ZM142 70V72H144L145 73V71H143ZM107 72H105V73H107ZM141 72V70H140V73H141V75L143 74ZM104 73V75H107V74H105ZM120 76H118V75ZM107 75V76H108ZM140 75V74H139ZM145 75V74H144ZM198 75V74H197ZM206 74H204V76H205ZM107 76H106V78H107ZM108 76V77H109ZM203 76V75H202ZM117 77H119L120 79H121V77H123L125 80L127 79V81H125L126 83L124 84V86H122V87H125L124 89H123V91H122V89L120 88V91H118L119 90V88H116V89H118L117 91L118 92H116V90L115 89H113L112 87H116V85H117V87L120 85V84H122L123 82H124V79H122V80H120L119 81V79H118V81H117V79H116V81H115V78H117ZM195 77H196V75H195ZM198 77V76H197ZM157 79V78H156ZM155 79V80H156ZM160 78H158V80H159ZM107 80V79H106ZM158 80H156L157 82H158ZM183 80V79H182ZM111 81V82H110ZM113 81V82H112ZM115 81V82H114ZM162 80L160 79V81L159 82H161ZM185 81V80H184ZM118 84H117V83ZM113 83V84H112ZM115 83V84H114ZM184 83H186V82H184ZM187 83H188V81H187ZM183 84V83H182ZM109 85L110 86H112V87H110L109 88ZM123 85V84H122ZM126 85V86H125ZM185 86V85H184ZM120 87V86H119ZM259 87H261V86H259ZM257 89L258 88H256V89H253V88H251V90H249V92H246L245 94V98L246 99H251L250 97H252V96H255V99H254V97H252V99H253V101H251L250 100V102L253 104V106H257L258 104H259V102H258V104H256V99H258L259 97L257 96V94H259V93H257L256 94V92H257ZM261 89V88H260ZM259 89V90H260ZM258 90V91H259ZM122 92V93H121ZM255 92V93H254ZM259 92H261V91H259ZM241 92H239V94L238 95H240L239 96V98H238V96L236 97V98H238V99H240L241 98V100L243 101L244 99L242 98V96H241V94H240ZM253 93V94H252ZM262 93V92H261ZM260 93V96H262V94ZM116 94H118V95H120V96H122V98L119 96V97H117V95ZM121 94H124V96H125V94L127 95V98L125 97L124 98V96L123 95H121ZM100 95V94H99ZM115 95H116V97H115ZM136 95H138V96H136ZM186 95V94H185ZM249 95V96H248ZM128 96H131V98H129V101H131L130 99H132V101H134V103L131 101L130 103H131V106H130V108L128 107V106H126V108H125V106H124V108L123 107H121V106H119L120 105V100H122V102L121 103H123V99H128ZM199 96L201 97V98H199ZM257 96V97H256ZM182 97H184V96H182ZM186 97H187V100H188V96L186 95ZM204 97H205V99H204ZM248 97V98H247ZM139 99V104H138V102H135V101H137V99L136 100H133V99ZM142 98V99H141ZM179 98V97H178ZM178 98L176 99V100H178ZM262 98V97H261ZM260 98V99H261ZM67 99V98H66ZM65 99V101H67ZM76 99V98H75ZM181 99V98H180ZM179 99V100H180ZM184 98H182L180 101H182ZM202 99V100H201ZM209 99V98H208ZM259 99V100H260ZM58 100H60L59 98H55V102H57ZM64 99H61V101H63ZM184 100H186V98L184 99ZM199 100H201V101H199ZM212 100H213V98H212ZM232 100V101H231ZM255 100V101H254ZM262 100V99H261ZM76 101H78V99L76 100ZM111 101V102H110ZM113 101H114V103H115V101H116V103H119V105H116V104H114L113 103ZM126 102H127V100H125ZM124 101V102H125ZM129 101L127 102V103H129ZM165 101V100H164ZM194 101V104L193 103H191V102H193ZM195 101H197V103H196V105H195ZM68 102V101H67ZM109 102V103H108ZM126 102L124 103L125 105H127L126 104ZM204 102H205V104H204ZM230 102L233 106H231V104H230V106H229V104L228 103ZM66 103V102H65ZM109 105H108V104ZM110 103H113L111 106H110ZM129 103V104H130ZM133 103V104H132ZM135 103H137V104H135ZM199 103H201L200 105L201 106H205L204 108L203 107H201L200 106V109L198 108L199 106ZM250 103V104H251ZM53 104H54V102H53ZM58 104V103H57ZM128 104V105H129ZM141 104H142V102H141ZM167 104L169 105V106H167ZM203 104V105H202ZM255 104V105H254ZM263 103H261V105H262ZM116 105V106H115ZM135 105V106H134ZM170 105H174V106H170ZM53 106V105H52ZM62 107V108H59V107ZM192 106V107H191ZM211 106V105H210ZM229 106V107H228ZM235 106H237L236 108H235ZM78 107V106H77ZM134 107V108H133ZM169 107H170V109H169ZM171 107H173L172 109H171ZM174 107H175V109H174ZM184 107H186V108H188V109H185ZM220 107V108H221ZM227 107V108H226ZM233 107V108H232ZM258 106H257V108H259ZM59 110H58V109ZM178 110H177V109ZM194 110H193V109ZM240 108V107H239ZM190 109V110H189ZM199 109V110H198ZM203 111H202V110ZM214 109H212L211 111L213 112V110ZM167 110H168V112H167ZM169 110H171L170 112H169ZM187 110V111H186ZM193 110V111H192ZM179 111V112H178ZM185 111V112H184ZM189 111H191V112H189ZM199 111L201 112V113H199ZM207 111H210V110H206L205 112L207 113ZM225 111V112H226ZM257 111V113H259ZM33 112H36V114H37V116H36V114L35 115H33L34 113ZM56 113V115H55V113ZM176 112H177V114H176ZM184 113V115H188V116H186V117H189L188 119H189V121L186 119V117L183 115L182 116V114ZM216 112V111H215ZM228 112V113H229ZM233 112V111H232ZM168 113H172V115L174 114V116H173V118L170 116V114H168ZM178 113H179V115H178ZM186 113H188V114H186ZM192 113V114H191ZM199 113V114H198ZM219 113V112H218ZM217 112L216 113H213V115L214 114H218ZM28 114V115H27ZM177 116H176V115ZM181 114V115H180ZM191 114V115H190ZM204 115H206L205 113H203ZM207 114H209V116H210V112H208ZM212 114V113H211ZM259 114V115H260ZM264 114V113H263ZM39 115V116H38ZM169 115V116H168ZM219 115H218V117H219ZM228 115V114H227ZM227 115L225 116L226 118H229L230 116H228L227 117ZM257 115V114H256ZM259 115H257V117H259ZM25 116V117H26ZM30 116V117H29ZM31 116H32V119H31ZM34 116H35V118H34ZM46 116V117H45ZM181 116V117H180ZM192 116V117H193ZM203 116V115H202ZM212 116V115H211ZM210 116V117H211ZM214 116H216V115H214ZM214 116H213V118H214ZM167 117H171L172 118V120H174L176 117L178 118V119H180V121L179 122H184V124H181L182 125V127L184 126V128L189 124V126H187L185 129L184 128H182L181 126H179L180 124H178V122H177V120H176V122H177V124H178V128L179 127H181L182 129H184V131L181 129V128H175V127H177V125H176V122L175 121H173V123H174V125H172L173 123H172V121H170V124H168L169 123V118H167ZM182 117H184L183 119V121H182ZM209 117V118H210ZM217 117V118H218ZM253 118H256V116L254 117V116H252ZM252 117H251V119H252ZM48 118V119H47ZM170 118V119H171ZM149 120L148 121V124H150L151 125V123H152V126H151V128H153L152 129V135H153V133H154V137L156 138V136H158L161 140H159V141H156V140H158V138L157 139H155L151 134H150V131H151V128H150V131H149V134H146L145 133V131L148 129L149 130V127H150V125L149 126H147L148 124H145L144 122H146V121H144V120ZM167 119H168V121H167ZM187 121H186V120ZM196 119H194V120H196ZM201 119V118H200ZM206 119H208V117H206ZM259 119V118H258ZM34 120V121H33ZM209 120V119H208ZM207 120V121H208ZM215 120H217V119H215ZM218 120H219V118H218ZM257 120V119H256ZM46 121V122H45ZM185 121L186 122H188V124L187 123H185ZM201 121V120H200ZM211 121V120H210ZM212 121H214V120H212ZM211 121V122H212ZM226 121V122H227ZM250 121V120H249ZM30 124H29V123ZM194 122H197V120L196 121H194ZM216 121H214V122H212V123H215ZM217 122V123H218ZM234 122V123H235ZM250 122H252V120L250 121ZM248 123V124H250V125H247V126H251L252 125V123L253 122H255V119H254V121L252 122V123ZM257 122H259V120H257ZM257 122H256V124H257ZM259 122V123H260ZM127 123H128V125H129V127H126V126H128L127 125ZM142 123H144V124H142ZM192 123V124H191ZM201 123V122H200ZM200 123H197V124H200ZM208 123V122H207ZM210 123V122H209ZM233 123V124H234ZM235 123V124H236ZM40 124V126H38ZM57 124V125H56ZM58 124H60V125H58ZM153 124H154V126H156V127H154L153 126ZM211 124V123H210ZM210 124H208L209 126H210ZM33 125H35V126H33ZM53 125L55 126V127H53ZM132 125V126H131ZM142 125V126H141ZM143 125H145L146 126V128H145V126H144V128H143ZM158 125V126H157ZM176 125V126H175ZM47 126V127H46ZM60 128H59V127ZM87 126V128H85ZM89 126V127H88ZM201 126V125H200ZM200 126H197L196 125V129L198 130V131H200L199 133V135H201L202 136V134H205V135H213V134H206V131H208L207 129H209V127H207V128H205V129H203L204 127H206V126H204L203 128H202V130L203 131H201V129H199L198 127H200ZM216 123H215V125H214V128L216 129ZM217 126H219V123H218V125ZM253 126V125H252ZM35 127V128H34ZM38 127H43V129L41 128H39L38 129ZM53 127V128H52ZM59 128V130L57 129V128ZM141 127V128H140ZM158 127V128H157ZM245 127V126H244ZM243 127V128H244ZM257 127V126H256ZM255 127V128H256ZM47 128V129H46ZM55 128V129H54ZM67 128V127H66ZM77 128V127H76ZM154 128H157V130L156 129H154ZM159 128H161L160 130H159ZM176 129L175 131L174 130H172L171 131V129ZM201 128V127H200ZM220 128H221V126H220ZM219 128V129H220ZM245 128H246V130H245ZM243 130L244 131H247V129L248 128H250V129H253L254 127H245ZM31 129V130H30ZM33 129H35L34 131H33ZM58 131H57V130ZM79 129H80V127H79ZM143 129V130H142ZM212 128L210 127V129H209V132L210 133H212L210 130H211ZM222 129V128H221ZM249 129V130H250ZM257 129V128H256ZM53 130H56V131H54L53 132ZM142 130V131H141ZM145 130V131H144ZM154 130V131H153ZM155 130H156V132H155ZM159 130V131H158ZM193 130V129H192ZM195 130V129H194ZM218 130V129H217ZM224 130H226V129H224ZM35 131H37L35 134L36 135H32V134H34V133H32V132H35ZM60 131H62V132H60ZM138 131H141L140 133L138 132ZM175 132V135L177 136V138H176V140H175V137H174V133H172V132ZM178 131V132H177ZM196 131V130H195ZM194 131V132H195ZM219 131H221V130H218L217 132L219 133ZM223 131V130H222ZM244 131H241V132H243L244 133ZM255 131V130H254ZM31 132V133H30ZM69 132V133H70ZM148 132V131H147ZM157 132H158V135H156L157 134ZM237 132H238V134H237ZM251 132V131H250ZM253 132V131H252ZM251 132V133H252ZM37 133H39V134H37ZM144 133H145V135L148 137V135H151L150 137H148V140L145 138L144 139V137H142V135H140V134H143V136H145L144 135ZM172 133V134H171ZM186 133L185 134H183L184 136H182V138H185L186 139ZM191 133V132H190ZM208 133V132H207ZM221 133V132H220ZM224 133V132H223ZM226 133V132H225ZM242 133V134H243ZM248 133V132H247ZM55 134V133H54ZM189 134V133H188ZM187 134V135H188ZM194 134H196V132L194 133ZM194 134H189V136L190 137H188L186 140H188L189 141V139L191 138H194V137H192V135H194ZM249 134V133H248ZM71 135V134H70ZM130 135V136H129ZM131 135H133V137H131ZM138 135H139V137H141V140H139V137H138ZM156 135V136H155ZM172 136V138H171V136ZM180 135H182V134H180ZM230 135V134H229ZM229 135H227V136H229ZM236 135H240V136H246V134L244 133L243 135H241V134H239V131H237L236 130ZM257 136V138L259 137H262V135H263V138H260L261 140L263 139V141H262V143H261V140L258 138V140L260 141H257L256 140V136ZM58 136H57V140H58ZM135 136V137H134ZM137 136V137H136ZM239 136V137H240ZM244 136V137H245ZM249 136V135H248ZM253 136V137H252ZM43 137V136H42ZM59 137V141H62L63 139L62 138H60ZM153 137V138H152ZM163 139H162V138ZM167 137V140H168V142H171V143H168V144H170V145H168L167 144V140H164L165 138ZM181 137V136H180ZM198 137H200V136H197V134H196V137L194 138V139H196V138H198ZM238 137V139H239V142H240V139L242 138H239ZM243 137V138H244ZM39 138V137H38ZM41 138V137H40ZM44 138V137H43ZM42 138V139H43ZM129 138V139H128ZM130 138L132 139L133 138V140H130ZM134 138H135V140H136V138L139 140H136V141H134ZM143 138V139H142ZM149 138H150V140H149ZM181 138V139H182ZM235 138H237V136L235 137L234 136V139ZM246 138V137H245ZM248 138V137H247ZM246 138V139H247ZM30 139H29V142H30ZM54 139H55V137H54ZM171 141H170V140ZM173 139H174V141H173ZM180 139V140H181ZM190 139V140H191ZM233 139V140H234ZM245 139V140H246ZM37 139H35V141H36ZM41 140V139H40ZM40 140L38 139V141L40 142ZM129 140V141H128ZM144 140H147V142H148V147L149 148H151V150L150 151H152V152H149V154H150V156H148V155H146V154H144V153H148V151H145V150H147L148 149V147H147V145H145L144 146V144H142V142L144 141ZM179 140V141H180ZM244 140V139H243ZM250 140V141H249ZM28 141V140H27ZM26 141V142H27ZM33 142H34V140H32ZM42 141V140H41ZM58 141V142H59ZM122 141V142H121ZM126 141V142H125ZM132 141H134L133 142V144H131V146L133 147H131V146H129L130 145V143H132ZM150 141V142H149ZM153 143H155L154 145L153 144H151L152 142ZM166 143L167 145H163L162 147H159V149L160 150H157V147H158V144L160 145L161 143ZM183 141H184V139H183ZM180 142V145H181V143L183 144V143H185V141L184 142ZM234 141H236V139L234 140ZM256 141V142H255ZM45 140H43V143H41V144H45L46 142H48V141H46L45 143ZM89 142H90V144H89ZM93 142V143H92ZM123 142H125V143H123ZM136 142H138V143H136ZM141 142V143H140ZM146 144H147V142L146 141H144ZM159 142V143H158ZM172 142H174V143H172ZM187 142V141H186ZM241 142H243L242 141V139H241ZM257 142H259V143H261L259 146H257V150H254V147L253 146H255L256 144H257ZM37 143V142H36ZM92 143V144H91ZM127 143V144H126ZM178 143V142H177ZM176 143V144H177ZM188 143V142H187ZM187 143H185L183 146H182V148L178 145H176V147L178 148V147H180V152H181V149H183V147L187 144ZM258 143V144H259ZM37 144H40V143H37ZM87 144V145H86ZM88 144H89V146H88ZM120 144H124L122 147H121V145ZM125 144H126V146H125ZM142 144L143 146H142V148L140 147V145ZM172 144V145H171ZM179 144V143H178ZM238 144V143H237ZM136 145V146H135ZM151 145H152V147H151ZM246 145H247V143H246ZM88 146V147H87ZM92 146V147H91ZM95 146V147H94ZM128 146V147H127ZM137 146H139V147H137ZM161 146V145H160ZM173 146H175V144L173 145ZM119 147H121V148H119ZM135 147V148H134ZM146 147V148H145ZM153 147H155L156 148V150L153 148ZM176 147H175V150H176ZM256 147V146H255ZM263 147V148H262ZM129 148V149H128ZM132 148V149H131ZM137 148H138V150H137ZM165 148V147H164ZM165 148V149H166ZM260 148V149H259ZM62 150L64 149V148H61ZM94 149H96V150H94ZM120 149V150H119ZM123 149H124V151H123ZM126 149L128 150V152L130 153V154H133V151H134V156L133 155H131L130 156V154H129V156H128V152H126ZM140 149V150H139ZM263 149V150H262ZM136 150V151H135ZM169 150V149H168ZM178 151H179V149H177ZM260 150H261V152H262V154H261V152H260ZM119 151H121V153H118ZM130 151H132V152H130ZM140 151H142V152H144V153H142V154H140ZM154 151H156V153L154 152ZM162 151V152H161ZM163 151H164V153H163ZM255 151V152H254ZM258 151V152H257ZM96 152V153H95ZM137 152H139V154L137 153ZM156 154V156L154 155V153ZM168 152H170L169 154H168ZM250 152V153H249ZM125 153V154H124ZM246 153V154H245ZM126 154H127V156H128V158L126 157ZM136 154V155H135ZM137 154H138V156H137ZM153 154V155H152ZM162 154H164V155H162ZM165 154H167L168 155V157H167V155L165 156ZM171 154V157L174 159H172L173 161H176V159H177V162H176V166L174 167L173 166V163L172 162H169L168 163V159H169V155ZM250 154V155H249ZM253 154V155H252ZM257 156H255V155ZM259 154H260V156H259ZM120 155V156H119ZM125 155V156H124ZM140 155H142V158L140 157ZM143 155H145V156H147V157H145V156H143ZM177 155V154H176ZM178 155H180V153H178ZM252 155V156H251ZM155 156V157H154ZM164 157V160H163V158L162 157ZM247 157V158H249V160H251V161H253V160H255L256 161V163H257V160H259L258 161V163L259 164H257L256 165V163H254L255 164V166H254V164L253 165H251L252 163H251V161H249V160H247V158L245 159V158H243V157ZM249 156V157H248ZM250 156L252 157V159L250 158ZM264 156V155H263ZM135 157H136V160H135ZM151 158V161H150V158ZM155 158L154 160L152 159V158ZM157 157V158H156ZM254 157V158H253ZM121 158V159H120ZM122 158H125V160L124 159H122ZM134 158V160H132ZM140 158V159H139ZM143 158H144V160H143ZM149 158V159H148ZM160 158H162V159H160ZM256 158V159H255ZM127 159V160H126ZM157 159V160H156ZM158 159L160 160V161H158ZM119 160V161H118ZM121 160V161H120ZM122 160H124V161H122ZM128 160L130 161L129 163H128ZM140 160H143V161H140ZM149 160V161H148ZM153 160V161H152ZM166 160V161H165ZM171 160V161H172ZM246 161V162H243V161ZM160 162L161 163V161H162V163H161V165H160V163H158V162ZM163 161H164V163H163ZM170 161V160H169ZM255 161H253V162H255ZM262 161V162H261ZM121 162V163H120ZM126 164H125V163ZM135 164H134V163ZM141 162V163H140ZM142 162H144V163H142ZM152 162H154L155 164H153L152 165ZM167 162V163H166ZM247 162H250V163H247ZM123 163H124V165H123ZM133 163V164H132ZM139 163L141 164V165H139ZM146 163V164H145ZM150 163V164H149ZM166 163V164H165ZM170 163L172 164L171 166H170ZM263 163V164H262ZM127 164H129V166L127 165ZM131 164H132V166H131ZM147 164H149V165H147ZM164 164V165H163ZM168 164V165H167ZM246 164H247V167H246ZM248 164H250L251 166H249ZM262 164V165H261ZM121 165H122V168H121ZM127 165V167H125V171H124V166H126ZM153 166L152 168L153 169H151V172L153 173L154 172V174L156 175H154L153 176V174H151L150 173V169H149V166ZM163 165V166H162ZM243 165H244V167H243ZM145 166H148L147 168H148V172H145V171H147V168L145 167ZM165 166V167H164ZM166 166H168V167H166ZM175 168V169H173V167ZM254 166V167H253ZM258 166V167H257ZM264 166V165H263ZM131 168V170H129L130 168ZM134 167V168H133ZM141 167H143V168H141ZM157 167V168H156ZM161 167V168H160ZM137 170H136V169ZM151 168V167H150ZM159 168V171L157 170ZM167 168V169H166ZM251 168V169H250ZM253 168H255L254 170H255V172H253ZM257 168V169H256ZM132 169H133V172L132 173H130V172H128V170L129 171H132ZM140 169V171H142V172H138V170ZM154 169H156V170H154ZM163 169V170H162ZM244 169V170H243ZM260 169V170H259ZM136 170V171H135ZM245 170H247L248 171V173L249 174H251L252 173V175H246V174H248L247 173V171L245 172ZM252 171V172H251ZM125 174H124V173ZM143 172H145V173H143ZM172 172H174V173H176V174H174V173H172ZM127 173H129V174H127ZM134 173V174H133ZM148 173H149V176H148ZM157 173H158V175H157ZM162 175H161V174ZM171 173H172V175H171ZM177 173H178V175H177ZM245 173V174H244ZM133 175H139V178H140V176H141V180L144 178L147 182H148V179L149 180H152V178H154V177H156V179H155V181H156V183H155V181H154V179L152 180V181H154V182H152V186H148L145 182V180H143V181H141V180H139V178L136 176V178H134L133 176V178H128V176L129 177H131V176ZM243 175V176H242ZM146 176V177H145ZM158 176H161V177H158ZM179 176V177H178ZM158 177V178H157ZM247 177V178H246ZM252 177H253V180H252ZM151 178V179H150ZM174 178V180L172 181V182H170L172 179ZM242 178V179H241ZM244 178V179H243ZM246 178V179H245ZM249 178V179H248ZM251 178V179H250ZM161 179V180H160ZM175 179L177 180V179H179V180H177L176 182L177 183H179V184H182L181 186L182 187H184L185 186V192H183L182 194H180L182 191H184V190H181L180 188H181V186H180V188H179V185L175 182ZM180 179H181V182L182 183H180ZM257 179V180H256ZM158 180V181H157ZM248 180V181H247ZM145 181V182H144ZM161 181V183H159L158 184V182H160ZM164 181V182H163ZM258 181V182H257ZM138 182L139 183H141L140 184V187L137 185L138 184ZM145 184H144V183ZM173 182L174 183H176L177 184V186L174 184V187L172 186V184H173ZM248 182V183H247ZM131 183H134L136 186H135V188H136V190L138 191L137 192V194H136V191L134 190L135 188H133V187H131L130 188V184ZM153 183H154V185L155 184H157V185H153ZM166 183H167V185H166ZM170 183H172V184H170ZM185 185H184V184ZM257 183H259V185H257L259 188H257V190H256V188L254 189L253 187H250V184L253 186L254 185V187H255V184H257ZM146 185V186H144V185ZM150 184V183H149ZM168 184H170V185H168ZM129 185V186H128ZM141 185H143L142 187H144L143 189H144V191H145V189H147V187H148V189L145 191V193H142V192H144L143 191V189H142V187H141ZM151 185V184H150ZM159 185V186H158ZM160 185H162L163 186V188H162V186H160ZM238 185V186H237ZM247 185V186H246ZM129 188H127V187ZM134 186V185H133ZM138 186V187H137ZM173 187V188H171V187ZM240 186V187H239ZM112 187H113V189H112ZM115 187V188H114ZM119 187V188H118ZM152 187H154L153 188V190H150ZM237 187V188H236ZM243 189H242V188ZM261 187V188H260ZM262 187H263V190H262ZM139 190H138V189ZM156 188L159 190H156ZM168 188V189H167ZM170 188V189H169ZM176 188H179V189H176ZM189 190H188V189ZM54 190H56V192L57 193H63L64 192V188H57V187H55L54 186V188H53ZM114 189H116V190H114ZM131 189V190H130ZM165 189L166 191L164 192L163 190ZM173 189H176V190H174V192L176 193L177 192V190L179 191L180 190V193L179 194H175L174 192H173ZM237 189V190H236ZM239 189H241V190H239ZM246 189H248V190H250V192H249V194L252 192V191H254V192H252L250 195H249V197L246 195H244V193L246 192V191H248V190H246ZM259 189H261V190H259ZM154 190H156V191H154ZM169 190V191H168ZM245 190V191H244ZM129 191V192H128ZM147 191H151V192H147ZM152 191L153 192H158L156 195H157V198H156V195H155V193L152 195L151 193H152ZM188 191H192V192H188ZM236 192V193H234V192ZM241 191H242V193H241ZM255 191H256V193H258L257 195L258 196H260L259 198H262V199H258V197H257V195L256 194H254L255 193ZM263 191V192H262ZM169 192V193H168ZM189 194H188V193ZM231 192H233V195L231 194ZM244 192V193H243ZM259 192H261V194L263 195H261ZM140 193V194H139ZM163 193V194H162ZM164 193H165V195H164ZM173 193L175 194V195H177V196H175V195H173ZM190 193H193V195L192 194H190ZM101 194V195H100ZM102 194L104 195V196H102ZM121 194H126V195H121ZM127 194H128V196H127ZM139 194V195H138ZM143 196H142V195ZM149 194V195H148ZM159 194V195H158ZM187 194V195H186ZM195 194V195H194ZM230 194H231V196H230ZM236 194H238V195H236V196H238V197H236L235 195ZM246 194V193H245ZM98 195H100L99 197L101 198V196L103 197V200H105L106 202H107V204L105 205V207L103 206L102 207V205L103 204H101V203H103V201H98V202H95L94 200L95 199H97V197L96 196H98ZM122 197H120V196ZM152 195V196H151ZM170 195H172V197L170 196ZM179 195H181V197H182V199L183 198H186V197H191V198H187V200H189V199H191V203H189V201L187 202V200L185 199V200H178L179 198H178V196ZM192 195V196H191ZM241 195V197H239ZM125 196V203L126 204H129V201H131V199L132 198H130L129 196H131V197H133L135 200H133V201H131L132 203L134 202V204H132L131 202H130V205H131V207L128 205V207H130V208H128L129 210H126L125 208H126V204H124V205H122V206H124L125 208V210H126V213L124 214V212H123V214L125 215V217H124V215H122L123 216V218H122V216H121V214L122 213H119V214H117L116 212H118L119 211V209L121 208V207H119V203H124L123 201H121L122 199H123V197ZM127 196V197H126ZM134 196H138L137 198H138V200H137V198L136 197H134ZM145 196H147V197H145ZM161 196V197H160ZM164 196H167V198L169 199V200H167V198L165 199L164 198ZM185 196V197H184ZM218 196V197H217ZM229 196V197H228ZM234 196V197H233ZM243 196V197H242ZM95 199H94V198ZM141 197H144V198H141ZM150 197V198H149ZM152 197H154L153 199H152ZM174 197V198H173ZM201 197V198H200ZM220 197V199H222L223 200V198H226V197H228V198H226L225 200L226 201H228L225 205H227V206H225L226 208H227V210L226 211H228V212H230L231 214L229 215L228 214V212H227V215L226 216H228L227 217V219H229L230 221V223L227 221V219H225L224 217H222V216H224L223 214H225L226 213V211H225V213H223L222 214V216H221V218H223V219H221L222 220V222H221V224H219L220 223V220L218 219V222H217V224L219 225H217L216 223V225L218 226V227H214V229H212L211 228V230H210V227H211V225L213 224L214 225V222H216L215 220V218H217V216L219 215V214H217V216L215 217H213L215 220L212 222H208V221H210V220H208L209 218H207V220H205L206 219V217L203 215V213H202V211H200L199 213H196L195 211H192L193 209L191 208V204L193 205V207H194V205L195 204H197V203H199L201 200L203 201V202H211V200L212 201H214L215 200V198L216 199H218ZM231 197H233V198H237L238 200L240 199V200H242V203H239V202H241L240 200H239V202H238V200L236 199H229V198H231ZM256 199H255V198ZM99 198V199H100ZM119 198H120V200H119ZM127 198H128V201H127ZM213 198V199H212ZM243 198V199H242ZM245 198H247V199H249V200H247V202H246V200H245ZM94 199V200H93ZM99 199H97V200H99ZM130 199V200H129ZM145 199H146V201H147V203H146V201H145ZM148 199V200H147ZM155 199V200H154ZM159 199V200H158ZM165 201H163V200ZM171 199V200H170ZM173 199H174V201H173ZM181 199V198H180ZM200 199V200H199ZM211 199V200H210ZM96 200V201H97ZM118 200L120 201V202H118ZM140 200H142V202H140ZM143 200H144V202L146 203H144L143 202ZM149 200H151V201H149ZM153 200V201H152ZM157 200V201H156ZM160 200H162V201H160ZM175 200H176V203L178 202V201H180L181 203H180V206L183 208L185 205H186V202L187 203H189V204H187V206H185L183 209L179 206V202H178V209H177V211L178 212H176V208L174 207V206H176L175 205ZM210 200V201H209ZM245 202H244V201ZM252 200V201H251ZM257 201V202H254V201ZM258 200H261V202L260 201H258ZM127 201V202H126ZM137 201H139V203H140V205H141V203H144L143 205L145 206V208H144V206L143 205H139V206H133V205H137ZM158 201H159V203H158ZM183 201H186L185 203L183 202ZM229 201H232L231 203H233V204H231ZM249 201H251L250 203H249ZM96 203V204H98V205H96V204H94V203ZM135 202H136V204H135ZM151 202V203H150ZM170 204H169V203ZM183 202V203H182ZM235 202V203H234ZM238 202V203H237ZM253 202V203H252ZM260 202V203H259ZM101 205H100V204ZM174 203V211L173 210H169V209H172V204ZM229 203L231 204V206H229ZM246 203L247 204H249V205H247V206H245L246 205ZM255 203V204H254ZM257 203V204H256ZM148 204H149V206H148ZM151 204V205H150ZM157 204H160L159 206H157ZM166 204H168V205H166ZM182 204V205H181ZM242 204V205H241ZM244 204V205H243ZM251 204V205H250ZM253 204H254V208H253ZM99 206V208L98 207H96V206ZM126 205V206H125ZM153 205V206H152ZM157 206V208H156V206ZM164 205V206H163ZM171 205V206H170ZM184 205V206H183ZM188 205H190V206H188ZM260 205H262V207L260 206ZM121 206V205H120ZM133 206V207H132ZM148 206V207H147ZM154 206H155V210H154ZM244 206V207H243ZM250 206H251V209H250ZM88 207V208H87ZM101 207V208H100ZM116 207H117V209H118V207H119V209H118V211H117V209H116ZM150 207V209H149V211H150V213H149V211H147L148 210V208ZM159 207V208H158ZM171 207V208H170ZM180 207V208H179ZM231 207V209H229V208ZM242 207V208H241ZM259 207H261V208H259ZM116 209V210H113V209ZM131 208H133V209H131ZM137 208V209H136ZM142 208V209H141ZM153 208V209H152ZM164 210V211H162V209ZM169 208V209H168ZM186 208V209H185ZM191 208V209H190ZM247 208V209H246ZM135 209H136V211L138 212V213H136V211H135ZM139 209H141L140 211H139ZM146 209V211H145V213H144V210ZM152 209V210H151ZM241 209H243V211L241 210ZM249 209V210H248ZM253 209V210H252ZM261 209V210H260ZM87 210V211H86ZM121 210H123V207L120 209V211ZM124 210V211H125ZM131 210H133V211H131ZM159 210V211H158ZM181 210H183V211H181ZM186 210H188V211H186ZM191 210V211H190ZM223 210V209H222ZM225 210V209H224ZM223 210V211H224ZM231 210V211H230ZM236 211V213H235V211ZM238 210V211H237ZM240 210L242 211V214H241V212H240ZM248 210V211H247ZM254 210H256V211H254ZM114 211H115V215H119L120 217H114V215H113V218H115L116 219V223L112 220V218L109 220V218L112 216V213H114ZM119 211V212H120ZM153 211H155V212H153ZM161 211H162V213H161ZM183 212V213H180V212ZM186 211V212H185ZM189 211L190 212H192V214L191 213H189ZM234 211V212H233ZM255 213H254V212ZM108 212L109 213H111L110 215L108 214ZM128 212V213H127ZM131 212V213H130ZM133 212H135L137 215H138V219H137V215L134 213V215H132V213ZM144 213V214H146V215H144V214H141V213ZM158 212V213H157ZM168 212H169V214H168ZM171 212V213H170ZM237 212L238 213H240V217H237V216H235L236 214H237ZM249 212V213H248ZM91 213H90V215H91ZM102 214V216L101 217H99L101 214ZM132 215V216H130V214ZM156 213V214H155ZM185 213V214H184ZM189 213V214H188ZM220 213V212H219ZM221 213H222V211H221ZM221 213H220V215H221ZM88 214H89V212H88ZM100 214V215H99ZM108 215V216H106V215ZM150 214V216H148ZM157 214H159V216L157 215ZM162 214H164L165 216H166V214H168V215H171L172 214V216H173V214H176V215H180L179 217L178 216H176L175 215V217H176V219H175V217H170V216H168L167 218H170V220L171 219H173L172 221H174V222H176V223H174V222H172V221H169V219H167L165 216H163ZM184 214V215H183ZM192 216H191V215ZM235 214V215H234ZM245 214H247V215H245ZM254 214V215H253ZM96 215V216H95ZM99 215V216H98ZM106 216L105 218V221H103L104 220V216ZM128 215H129V217L131 218H129L128 217ZM141 215V216H140ZM162 215V216H161ZM202 215V216H201ZM233 215L236 217H234L233 218ZM238 215V214H237ZM258 215V216H257ZM134 216L136 217V218H134ZM140 216V217H139ZM143 216H146V217H143ZM158 216V217H161L162 219H164V220H162L161 218H159V221H157L158 220V218H156V217ZM184 216V217H183ZM188 216V218L187 219H190V220H192L191 222L193 223H191L193 226H194V220H196L198 223L197 224H199V227H200V229L198 230L197 228H198V225L196 224L195 226H194V228L189 224V222H188V225L186 224L187 222V220H185V218ZM190 216V217H189ZM205 217V219H204V217ZM232 216V217H231ZM253 216H255V218L253 217ZM100 219H99V218ZM163 217H165V218H163ZM181 217V218H180ZM183 217V218H182ZM241 217L243 218V224H244V226H243V224H242V222H240L239 223V221H241L240 219H241ZM245 217V218H244ZM246 217H248V218H246ZM250 217V218H249ZM253 217V218H252ZM257 217V218H256ZM128 218V220H126ZM133 218V219H132ZM142 218V219H141ZM143 218H145V219H143ZM147 218H150L149 219V221L150 222H158V223H161V224H163V225H160V224H158V223H156L157 224V226L158 227H156V226H153V229H152V223H149V221H147V223H149V225L146 223V220H148ZM179 218V219H178ZM195 218V219H194ZM218 218H219V216H218ZM240 218V219H239ZM114 219V220H115ZM117 219H121V220H119V221H122V223H120L121 224V226H119L118 225V220ZM125 219V221L126 222H123V220ZM135 219V220H134ZM153 219L155 220L156 219V221H153ZM160 219H161V221H160ZM167 219V220H166ZM236 219H237V221H236ZM246 219V220H245ZM248 219V220H247ZM254 219H256V220H254ZM261 219V220H260ZM130 220V222H129V224L131 225V224H133L134 226H135V228H134V226H132L133 227V229H131L132 227H130V225L128 224V221ZM144 222H143V221ZM211 220H213V219H211ZM235 220V221H234ZM245 220V221H244ZM252 221V222H249V221ZM50 221H51V219H50ZM92 221V222H91ZM113 221V222H112ZM137 221H140L139 223H136ZM142 221V222H141ZM165 221H166V223H165ZM167 221L169 222V223H167ZM179 221V222H178ZM185 221V222H184ZM195 221V222H196ZM206 221H207V223H209V224H207L206 223ZM224 221H225V223H224ZM227 221V222H226ZM248 221V222H247ZM261 221V222H260ZM85 222V221H84ZM135 222V223H134ZM164 222V223H163ZM184 223L185 225H187V228L188 227H190L191 226V229H187L186 228V226L185 225H183V226H185L184 228L181 226H179L178 228H177V226L180 224V225H182V223ZM235 222H237V223H239V224H237V223H235ZM127 223V224H126ZM147 224L148 225V227H147V225H145V227H144V225L143 224ZM224 223V224H223ZM235 223V224H234ZM253 223V224H252ZM263 224V225H260V227L258 226V224ZM50 224V223H49ZM88 224L86 225V226H88ZM96 224L98 225V227H96ZM113 224V225H112ZM116 224V225H115ZM122 224H124V225H126L127 227H128V225H129V228L131 229V232H130V229L128 228L127 229V227H126V229L129 231V232H127V230L124 228V225H122ZM155 224V225H156ZM169 224V225H168ZM173 224H175V225H173ZM211 224V225H210ZM226 225V227H227V225H229V226H231L230 228H229V226L227 227V228H229L230 230H231V228L233 229L234 227H236V230H235V228H234V230H231V231H228V232H231V233H228V232H226L227 230H225V235H226V237H228L229 236V238L227 239L226 237H225V235L223 236V237H225L224 238V242H223V240H222V244L223 243H225V244H223L224 246H231L229 249L227 248V247H224L222 244H221V241L219 242V239H221L220 237L217 239V237L218 236H220V228L222 227V228H226L225 226L223 227V225ZM233 224V225H232ZM249 224V225H248ZM252 224V225H251ZM102 225V226H101ZM117 225H118V227H119V230H121L122 232H127L128 233V235H130V237L131 238H133V240H131V238L129 239V240H131V241H129V240H127L126 239V237L127 238H129L128 236H127V233H123V234H126L125 235V239H123L124 237H120V235L122 234V232L121 231H119L118 230V227H117ZM139 225H142V227H143V229H137L136 230V228H137V226ZM159 225H160V227H159ZM167 225V226H166ZM177 225V226H176ZM209 225H210V227H209ZM235 225V226H234ZM241 225L242 227H243V229L240 231V229H239V226ZM247 226V228H246V226ZM101 226V227H100ZM107 226V227H106ZM138 226V227H139ZM149 226H151V229L152 230H148L149 229ZM240 226V227H241ZM103 227H105L106 229H108V230H106V231H111V229L113 228V229H117V231H118V233L120 234V235H118V233L117 232H115V230L112 232L113 234V237H111V236H109V234H108V232H107V234H108V236L109 237H111V238H109V237H107V234H105L106 232H105V228L103 229ZM141 227V226H140ZM171 227H173V228H171ZM197 227V228H196ZM252 227H255L254 229L252 228ZM85 228V229H86ZM99 228L101 229V230H99ZM123 230H122V229ZM145 228H148V229H145ZM155 228V229H154ZM164 228V229H163ZM165 228H168V230H171L169 233L167 232V229H165ZM181 228V229H180ZM183 228V229H182ZM185 228H186V230H185ZM238 228V229H237ZM250 228H252L255 232H253V230L252 229H250ZM261 228V229H260ZM102 229L104 230V231H102ZM112 229V230H113ZM135 229V230H134ZM145 229V230H144ZM163 229V230H162ZM174 229V230H173ZM178 231V233H177V231ZM228 229V230H229ZM247 229H249V231L251 230V232L249 233V236L247 235ZM260 229V230H259ZM126 230V231H125ZM133 230V231H132ZM189 232H188V231ZM198 232H197V231ZM209 230V231H208ZM218 230V231H217ZM237 230H239V232L240 233H242V234H240ZM246 230V234L244 233V231ZM263 230V231H262ZM87 231V230H86ZM88 231V232H89ZM139 231V232H138ZM143 232L142 234L140 233V232ZM147 233H146V232ZM153 231V232H152ZM154 231H155V233H154ZM175 231V232H174ZM185 231V232H184ZM191 231H192V233H191ZM200 231H201V233H200ZM210 231H212L213 233H210ZM214 231H216L217 232V236L214 238V235L213 234H215V232ZM234 231V232H233ZM256 231H257V234L258 235H256ZM260 233H259V232ZM104 232V233H103ZM110 232V233H111ZM133 232H134V234H133ZM137 232V233H136ZM165 232L167 233V234H169L168 236L169 237H167L166 239H167V242L165 241L166 239H162V240H160V235H161V238L163 237H166L167 236V234L166 235H164L165 234ZM183 232H184V234H183ZM236 232V233H235ZM238 232V233H237ZM85 233H87V232H85ZM90 233V232H89ZM94 233V234H95ZM129 233H132L133 235H131V234H129ZM153 235H152V234ZM173 233V234H172ZM195 233H199V234H196V235H194ZM234 233V234H233ZM91 234V233H90ZM90 234H89V236H90ZM92 235L93 236V238H89V237H86V236H88V235H86L85 237L86 238H89V239H93L91 242H95L94 241V237H95V235ZM102 234V235H101ZM105 234V235H104ZM117 236H119V237H116V235ZM138 234V235H137ZM146 234V236H144ZM177 234V235H176ZM178 234H179V236L181 235L182 237H179L178 236ZM188 236H187V235ZM191 234H193V235H191ZM201 234V235H200ZM219 234V235H218ZM232 234V235H231ZM236 234H237V236H236ZM245 234V235H244ZM250 234L251 235H253V236H250ZM135 235V236H134ZM149 235H151V236H149ZM164 235V236H163ZM172 235H174L173 237H172ZM197 235H200V236H197ZM216 235V234H215ZM242 235H244V236H242ZM105 236V237H104ZM122 236H124V235H122ZM133 236V237H132ZM142 236V237H141ZM144 236V237H143ZM149 236V237H148ZM177 236V237H176ZM185 236H187V237H185ZM193 236H194V238H193ZM197 238H196V237ZM209 236V237H208ZM212 236V238H214V240L211 238V239H209L210 237ZM231 236V237H230ZM240 236V237H239ZM256 237V239H255V237ZM259 238H258V237ZM262 236V237H261ZM91 237V236H90ZM99 237V238H98ZM106 237L108 238V239H106ZM116 237V238H115ZM134 237H136L135 239L137 240V239H139V237H140V240H137V241H139V243H135L134 244V242H136V241H134L135 239H134ZM153 237V239H152V241H151V238ZM171 237V238H170ZM179 237V238H178ZM189 237V238H188ZM201 237V238H200ZM203 237V238H202ZM238 237V238H237ZM246 237H247V239H246ZM49 238H50V236H49ZM117 238L120 240V238H121V240H120V242H121V244H120V242H118L117 241ZM144 239L145 240V242H144V240H142V239ZM149 240H148V239ZM169 238V239H168ZM176 238H178V240L176 239ZM182 238V239H181ZM231 238V239H230ZM242 238V239H241ZM252 238V239H251ZM258 238V239H257ZM261 238H262V240H261ZM109 239H111L110 241H109ZM115 239V240H114ZM123 239V240H122ZM172 239H176V240H174V242H173V240ZM183 239H184V241H183ZM188 239V240H187ZM194 239H196V241L194 240ZM201 239H205L204 241L202 240L201 241ZM223 239V238H222ZM230 239V240H229ZM241 239V241H239ZM245 241H244V240ZM260 239V240H259ZM96 240V239H95ZM99 240V241H100ZM105 240V241H104ZM106 240H108V243H107V241ZM124 240L126 241V243L124 242ZM147 240V241H146ZM179 240H182V241H180L179 243L181 244V242H182V244L180 245L179 243H178V245L179 246H177V244H176V242H178ZM190 240H191V243H190ZM202 243H200L199 241ZM227 240H229V242H230V245H228L229 244V242L227 241ZM232 240V241H231ZM243 240V241H242ZM248 240V241H247ZM254 240H257L256 242H253ZM86 241V240H85ZM116 242V244H115V242ZM123 241V242H122ZM133 241V242H132ZM140 241H142L141 243H143L144 242V244L142 245V246H145V247H141L140 245H141V243H140ZM148 241L150 242L149 243V246H148ZM172 241V242H171ZM185 241H186V243H185ZM188 241V242H187ZM194 243H193V242ZM206 241V242H205ZM211 241V242H210ZM216 241V242H215ZM239 241V242H238ZM247 241V244H245V242ZM250 241V242H249ZM259 241H262V244H261V242L259 243V245H258V243L257 242H259ZM48 242H50V239H49V241ZM89 242H90V240H89ZM90 242V245H86L88 248H89V250L90 249H92V246H95V248L96 247H98L99 246V244H97V240H96V242H95V244H92ZM108 245V247H107V245L105 244V243ZM110 242V243H109ZM118 242V243H117ZM127 242H129V243H127ZM130 242L134 245H132V244H130ZM161 242H163L162 244L164 245V243H166V245H164V246H161L160 245V243ZM196 242H198V243H196ZM209 244H208V243ZM213 242H215V243H213ZM226 242H228V244L226 245ZM242 243V242H244L242 245L241 244H239V243ZM251 242H252V244H251ZM86 243H88L87 241H86ZM174 243V244H173ZM198 244V245H196V247L194 246V244ZM212 243V244H211ZM221 244V246L220 245H217V244ZM248 243H250L251 245H249ZM111 244V245H110ZM115 244V245H114ZM122 246H120V245ZM126 244V245H125ZM131 245V247H130V245ZM136 244H138V245H136ZM145 244H147V245H145ZM171 246L172 244V248L170 249V247H169V245ZM176 244V245H175ZM188 244V245H187ZM189 244H190V246H189ZM235 245L234 246V250H233V246L232 245ZM254 244H256L257 246H255ZM98 245V246H97ZM153 245V246H152ZM182 245H184V246H182ZM208 245H210V246H208ZM238 245V247L235 249V247ZM245 245H247V248H250V249H247L246 247H245ZM260 245H261V247H260ZM99 246V247H100ZM105 246H106V248H105ZM116 246H118V247H116ZM133 246V247H132ZM174 246H177V248H178V250H180L181 251V254H180V252H178V250L176 249V247H174ZM194 246V247H193ZM207 246H208V248H207ZM218 246H220V248L218 247ZM222 246L224 247V249L222 248ZM239 246H243V249L242 248H240ZM248 246H250V247H248ZM98 247V248H99ZM110 247V251L108 252L106 249H108ZM120 247V249L121 250H123L122 248H124V250L122 251V253H124V254H122V255H124V257H121L122 255L120 254L121 253V251L119 252V253H116V249L114 250V248H119ZM126 247V248H125ZM128 247H129V250L126 252V250L128 249ZM148 247H149V249H148ZM164 247V248H163ZM169 247V248H168ZM174 247V248H173ZM182 247V248H181ZM185 247H187V248H185ZM48 251L50 250V252L51 251H53V254H54V256H56L55 258V260L53 261V264H56L57 263V261L59 260V259H61V256H60V253H61V251H60V249L61 250H63V248H64V243L63 244H61V246L60 247H58V248H54V246H53V248H52V244L51 243H49V246H48ZM52 248V249H51ZM70 250H72L73 251V253H76L77 252V250L75 249V246L74 245H71V246H69L68 247ZM131 248V249H130ZM132 248H134V249H132ZM145 248V249H144ZM170 249V250H166V249ZM184 248V249H183ZM189 248V249H188ZM217 248H219L220 249V253H219V250L217 249ZM247 250H245V249ZM260 248V249H259ZM100 249V248H99ZM120 249H118V251L120 250ZM126 249V250H125ZM147 249L149 250V251H147ZM163 249H165V250H163ZM175 249V250H174ZM188 249V250H187ZM201 248H199L198 250H200ZM231 249V250H230ZM257 249V250H256ZM258 249H259V251L261 252V254H259L260 256L259 257H257L258 256V254L257 253H260V252H258ZM88 250V251H89ZM94 250V249H93ZM96 250V251H95ZM94 251L95 252H97L98 253V249H95ZM111 250H112V252H111ZM114 250V251H113ZM135 250H137V249H135ZM134 250V251H135ZM143 250V251H142ZM145 250V251H144ZM183 250H184V252H183ZM197 250V251H198ZM224 250V251H223ZM248 250H250V251H253V252H251L252 254L254 253V254H256V255H252V256H254V257H252V256H250V252L248 251ZM47 251V255H48V252ZM94 251H91V252H93L94 253ZM103 251V249L101 248L100 249V251L99 252H102V253H100V255H102L101 257H103L104 256V252ZM108 252V254H107V252ZM117 251V252H118ZM164 251H166V253L169 255L170 254V257H173V259L171 258V259H169L170 257H167L166 258V255L164 254ZM167 251H170V252H167ZM173 251V252H172ZM175 251H177V254L175 253ZM189 251V252H188ZM194 251V250H193ZM196 251V250H195ZM227 252V254H226V252ZM229 251H230V253H229ZM90 252V251H89ZM91 252L90 253H86L87 254V259L89 260V261H91L92 263L91 264H107L109 261L111 262L110 264H114L115 263V261L112 259V261L108 258V257H106L105 256V258H106V260H108V261H104V262H102V259H101V257H100V261L101 262H99V260L97 261L96 260V258H93V260L95 259L96 260V262L94 261L93 262V260L88 256L89 254L91 255ZM125 252H126V254H125ZM145 254H143V253ZM157 252V253H156ZM233 252V253H232ZM238 252V253H237ZM245 252V253H244ZM93 253H92V255L91 256H93ZM110 253V254H109ZM113 253H115V255L114 256H112V254ZM173 253H175V255L173 254ZM186 253V254H185ZM195 253V252H194ZM218 253H219V255L221 256V254L223 255L222 257H225V258H222V259H220L219 258V255H218ZM233 255H232V254ZM249 254V256L247 257L245 254ZM51 253H49V255H50ZM120 254V255H119ZM128 254V255H127ZM132 254H135L134 252H132ZM184 256H183V255ZM235 254V255H234ZM99 255V254H98ZM97 254H95L94 256L96 257H98L99 258V256H98ZM110 255V256H109ZM172 255H174V256H172ZM180 255H182L183 256V258H182V256L180 257ZM187 255V256H186ZM196 255H197V253H196ZM93 256V257H94ZM120 256V257H119ZM134 256V255H133ZM155 256V257H154ZM177 256V257H176ZM180 258H182V259H179V257ZM185 256L189 259H187V258H185ZM193 256V255H192ZM239 256H240V258H239ZM244 256V257H243ZM246 256V257H245ZM140 257V258H141ZM142 257V259H140L139 261L137 260V258H135V260L136 261H138V262H140V263H138V264H141V261H142V264H147V263H144L145 262V258H143ZM153 257V258H152ZM256 257V258H255ZM91 260H90V259ZM104 258V257H103ZM125 259V262H122V261H120V260H124ZM133 259V257L131 256L129 259ZM150 258H152V259H150ZM229 258V257H228ZM255 258V259H254ZM258 258L260 259V260H258ZM120 259V260H119ZM128 259V261L129 262H132V261H130ZM168 259V260H167ZM175 259V260H174ZM184 259H186V261L184 260ZM226 261H225V260ZM235 259V260H236ZM262 259V260H261ZM87 260V261H88ZM170 261V262H167V261ZM182 260H183V262H182ZM133 261H134V259H133ZM135 261V262H136ZM144 261V262H143ZM151 261V262H150ZM217 261V260H216ZM222 261V262H223ZM232 261V260H231ZM232 261V262H233ZM261 261V262H260ZM99 262V263H98ZM114 262V263H113ZM173 263V264H176V263ZM181 262V263H180ZM189 262V264H192V262H196L195 264H197V263H200L201 261H196V260H194V261H192L191 263ZM204 262V261H203ZM206 262V261H205ZM204 262V264H206ZM208 262V261H207ZM218 263H222V262H219V261H217ZM260 262V263H259ZM89 263V262H88ZM134 263V262H133ZM133 263H131V264H133ZM233 263V264H234ZM248 263V264H249ZM90 264V263H89ZM116 264V263H115ZM135 264V263H134ZM136 264H137V262H136ZM151 264H153V263H151ZM200 264H203V263H200ZM229 264V263H228ZM264 264V263H263Z\"/></svg>",
  "mask_w": 264,
  "mask_h": 264
},
{
  "label": "crops",
  "instance_id": "crops-1",
  "mask_svg": "<svg viewBox=\"0 0 264 264\" xmlns=\"http://www.w3.org/2000/svg\"><path fill=\"white\" fill-rule=\"evenodd\" d=\"M209 142L217 143V140ZM205 143L198 138L186 147L179 161L180 175L193 191L217 194L235 179L238 167L236 156L234 152L230 157L227 147L218 151Z\"/></svg>",
  "mask_w": 264,
  "mask_h": 264
}]
</instances>
